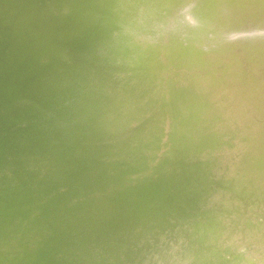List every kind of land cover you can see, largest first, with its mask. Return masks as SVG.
Here are the masks:
<instances>
[{
  "label": "bare ground",
  "instance_id": "1",
  "mask_svg": "<svg viewBox=\"0 0 264 264\" xmlns=\"http://www.w3.org/2000/svg\"><path fill=\"white\" fill-rule=\"evenodd\" d=\"M29 11V12H28ZM24 13V14H23ZM56 15V19L53 21H51L50 19L51 18H53L54 16ZM39 22H43L42 24V27H38L40 30H38V31H40V33H34V32H30V29L29 28H35L36 26H37V24L39 23ZM23 28H25V29H23ZM27 30V31H26ZM36 31V30H35ZM54 31H58L59 32V39H58V44H61V43H63L64 41H65V43H64V48H63V50H58V44L56 43V46H55V44L53 45V44H50V48H48V51H47V54H46V52H45V55H46V57H48L49 56V58H51L50 56L53 54H56V53H58L59 54V52H61V53H63V54H68L69 55V57H77L78 55L80 56L81 55V59H80V67H81V69L79 70L77 67V73L75 72L76 70L75 69H71V67L69 66V64L67 65L68 67H70V69L72 70V71H74L75 72V74L74 75H77L78 77H79V79H77V77L76 76H74L73 75V73H72V71L69 73V71L67 70V72H66V74L67 73H69V76H71V75H73L74 76V78H70L71 80H69V77L67 78L69 81H65L64 79H66L65 77H64V74H65V71H63L64 72V74H62V76H61V78L63 77L64 79V81H65V83H62V84H60V86L58 85V84H56V80L57 79H59L60 77L58 76V74H56L57 72H58V70L60 69V65L58 64V66H56V64H52V65H50V66H46L45 67V65H47L46 64V62L47 61H49L50 59L48 58V59H46L47 61H45V65L43 66V67H41V66H38V64H37V66L36 65H31L30 64V62L33 60V59H36V58H39V57H44V55L42 54V55H39L38 56V54L37 53H35L36 51H33V52H31V53H33V54H31V53H28V54H30V55H28L27 56V59H25L24 61H26V63H24L23 65H21L22 66V68L21 67H18L19 69L18 70H20V73H22L21 75H19L18 74V76H16L15 74H13V65L15 64V63H17L16 64V66L17 65H19L18 63V61L19 60H21L22 59V57H18V58H16V59H14L15 61H17V62H15L14 63V61L12 62L13 64L10 66V65H7V66H3L4 68L1 70L0 69V72H2V74L0 73V76L1 75H4V73L6 74V80H7V78H10V77H12L13 79L11 80V83L9 84H6V85H3V86H7L6 87V89L2 86V85H0V87H3L6 91L4 92V94H0V107H2V106H5V104L3 105L2 103H5V102H7V101H10V100H8V99H11V102H13L12 101V98H16L15 100H14V102H16V100H18V99H20L21 97H25V102H26V97L28 98V97H30V100H31V97L32 96H34L35 97V99H36V97L37 98H44V95H47L45 98H48V100L50 99L51 101V103L55 106V108H60L61 109V106H66L65 108H67L65 111V115H63V116H60V120H59V123H58V125L59 126H61V125H63L64 124V121L66 120H70L68 123L70 124V126L67 128L68 130H67V135H66V139H68L69 137H71V138H73L72 137V135H75V134H78V135H80V134H82L83 133V139L82 140H80L79 142H78V147L76 148L77 149V157L75 158V159H73V160H75V162L74 161H70V163H73V164H76V165H78L79 167H78V169H80V168H83V166H86L87 164L89 165H91L90 167H93L94 166V163H96V162H92V161H94V160H98V166L97 167H100V166H103L104 164H113L114 162H116L117 160H123V162L122 163H124V164H126V163H130L131 161H133L132 160V158L133 157H135L136 155H137V153L138 152H140L141 150H142V144L144 143V141L145 140H147V139H150L151 137H145V138H143V137H141V136H136V137H134L133 139H132V142L131 141H126V142H124V144H120L121 143V141H119L118 143L119 144H117L116 146V148H113V149H111V150H107V147H105V146H107V145H105L104 144V142H105V139H106V136H105V134H104V136H97V135H94L93 133H95V134H98L99 132L97 131V129H99L98 127V125L99 124H101V123H103L102 122V113H101V111L99 110L100 109V101L99 100H101V98H102V95H104V93L106 92V88H111V89H114V93H117L118 94V97H117V101L119 102V103H123L124 101H125V98H127L129 95H130V91H133V90H135L136 89V92H141L142 90H143V86H140V85H148V84H150V87H153V86H155L154 84H153V81L155 80V79H159L160 77H165L166 76V78H167V76H169V75H172L171 74V71L169 72V68L170 69H172L173 70V74H174V71L176 70V71H182V72H192L193 74L191 75V76H194V74H196V73H198L199 71H202V72H205V75H206V77H209L210 76V83H212V84H214L215 82H214V80H216V81H218V82H220L221 80H223L224 79V77H225V74H229V72H231V73H233L234 75H235V80L237 79V78H241V81H242V90H244V89H246L245 87L246 86H248L249 84H254V87L253 88H258V89H260L261 91H262V93L264 94V81H263V78H262V76H264V72H262V71H264V0H0V42L2 41L3 42V44H4V42L5 41H3V39L4 38H6V41L8 40V39H10V41L8 40V42H7V45L6 46H4L3 44H2V42L0 43V58L1 57H3V58H6V54L7 53H9V51H10V48H14L15 47V43H16V45H17V47H18V42H20V40L22 41H24V39H25V42H26V39H29V38H37V37H42V39H45V40H47V41H49L50 40V36H51V34L54 32ZM82 31L83 32H87L88 33V35H86V37H84V36H82V35H85V33L83 34L82 33ZM11 32H13V33H15V35L14 36H12L11 34ZM18 32V33H17ZM37 32V31H36ZM86 33V34H87ZM11 36H10V35ZM36 34V35H35ZM7 35H8V38H7ZM16 38V39H15ZM12 39H15V40H17L16 42L14 41V40H12ZM32 40V39H31ZM30 41V40H29ZM36 41V40H35ZM35 41H33V42H35ZM39 41V40H38ZM14 42V43H13ZM57 42V41H56ZM12 44V46L11 47H7L9 44ZM21 43V42H20ZM53 43V42H52ZM67 43V44H66ZM10 44V45H11ZM49 44V43H48ZM1 45H3V47L1 46ZM20 45V44H19ZM22 45H23V43H22ZM22 45H20V47H22ZM30 45V44H29ZM42 46H43V44H41ZM24 46L26 47V45H25V43H24ZM27 46H28V44H27ZM25 47H23V49L25 48ZM57 47V48H56ZM63 47V46H62ZM12 48V49H13ZM29 48V47H28ZM46 48V47H45ZM16 49V48H15ZM18 49H19V47H18ZM17 50V49H16ZM21 50H22V48H21ZM37 50V49H36ZM39 50V49H38ZM37 50V51H38ZM42 50V49H41ZM12 51V50H11ZM14 51V50H13ZM12 51V52H13ZM20 52V51H19ZM18 52V53H19ZM28 52H29V50H28ZM11 54V53H10ZM10 54H8V56L10 55ZM14 54V53H13ZM16 54V53H15ZM4 55H5V57H4ZM17 56H18V54H16ZM23 55V54H22ZM26 55V54H25ZM13 56V55H12ZM10 57V56H9ZM13 57H15V56H13ZM53 57V56H52ZM68 57V56H67ZM67 57H66V59H67ZM61 58V57H60ZM11 59H13V58H11ZM57 59V58H56ZM58 59H59V56H58ZM64 59V58H63ZM65 59V60H66ZM74 59V58H73ZM60 60V59H59ZM72 60V59H71ZM0 61H1V59H0ZM6 61V60H5ZM9 61V60H8ZM37 60H35L34 61V63L36 62ZM42 61V60H41ZM68 61V60H67ZM78 61V60H77ZM76 61V62H77ZM2 62H3V60H2ZM21 62V61H20ZM50 62V61H49ZM63 62H65L64 60H63ZM70 62V61H69ZM68 62V63H69ZM23 63V62H22ZM33 63V64H34ZM37 63V62H36ZM35 63V64H36ZM54 63V62H53ZM56 63V62H55ZM58 63V62H57ZM67 63V62H66ZM78 63V62H77ZM8 64V63H7ZM9 64H11V63H9ZM40 64V63H39ZM43 63H41V65H42ZM62 64V63H61ZM79 64V63H78ZM5 65H6V62H5ZM19 65V66H20ZM64 65V64H63ZM62 65V66H63ZM70 65H71V63H70ZM77 65V64H76ZM33 68V70H31L30 68ZM68 67L66 68V65H65V67L63 66L62 68H63V70H64V68L65 69H68ZM75 68V67H74ZM255 68H258L259 69V71H261V72H259V75L257 74L256 75V71H255ZM15 69H17L16 67H15ZM14 69V70H15ZM29 69H30V71H29ZM215 69H216V71L218 72V76H216V75H211V74H209V73H213V72H216L215 71ZM220 69V70H219ZM28 70V71H27ZM84 70V71H83ZM17 71V70H16ZM62 71V70H61ZM23 72H25V74L23 73ZM60 72V71H59ZM62 72V73H63ZM18 73V72H17ZM61 73V72H60ZM26 76H24V75ZM56 76H58V77H56L55 78V75ZM71 74V75H70ZM54 76V77H52V79L53 78H55L54 80V86L56 85V87H57V85H58V87H59V89H60V87H61V85H63V84H65L60 90H54V86L52 85V87H50V83H48L49 81L50 82H52L53 83V80L51 81V76ZM86 75H92L93 76V79L95 78V77H97V76H99V77H103L104 78V81H102V83L101 84H99V85H97V84H91V85H88L87 87H86V85L84 86V82L86 83V81H84V79H86L85 78V76ZM248 75H250L251 77H252V79L250 80V79H248ZM256 75V77H254ZM15 76V77H14ZM190 76V77H191ZM215 76V77H214ZM3 77H5V76H3ZM110 77V79H112V80H114V81H116V82H118V83H115V84H113V86L112 87H105V84H106V81L108 80V78ZM91 78V77H90ZM170 78H171V76H170ZM1 79V78H0ZM50 79V80H49ZM66 79V80H67ZM89 79V78H88ZM135 79V80H134ZM49 80V81H48ZM87 80V79H86ZM91 80V79H90ZM249 80V81H248ZM5 81V80H4ZM60 80H58V82H59ZM62 81V80H61ZM60 81V82H61ZM64 81H62V82H64ZM98 81V80H97ZM124 81V82H123ZM88 82H89V80H88ZM95 82V81H94ZM188 82H190V85L193 87V85L194 86H196V87H198L199 89H200V87H199V83H198V80H195L194 81V79L193 78H191L190 80H188ZM90 83V82H89ZM123 83V84H122ZM1 84V83H0ZM111 84V83H110ZM193 84V85H192ZM49 85V86H48ZM117 85H120L121 87H114V86H117ZM134 85H136V88H135V86ZM175 84H169V86H168V88H167V90L166 91H171V93L172 92H174V90H177V91H175V93L176 94H178L179 96H181L182 98H184V99H181L180 101H183L184 103V105L186 106V107H179L177 104H175V103H169V101H164L165 103H162V101H161V103H159V105H158V102H157V104H156V110L153 112V121L154 122H156L157 123V121L156 120H154V119H156V117H157V115H158V113H159V115H164V113L167 111L168 113H170V116H171V126L173 125V123L177 120V119H180V118H183L182 120H183V124H181V125H179V127H180V129H182V130H180L181 132L183 131V133H184V129L186 130L187 129V125L189 124V126H192V124L194 123V120L195 119H198L199 118V116L197 115V113L195 112L196 111V109H194L193 108V105H192V103L190 102V101H188L189 99H186V97H187V93L185 92V89H183V88H176L175 86H174ZM43 86V87H42ZM44 86H46V87H44ZM47 86H48V88H47ZM140 86V87H139ZM167 87V86H166ZM166 87H165V89H166ZM1 91V90H0ZM42 91H44V92H46V91H48V93H50L51 94V96H53V93H55V92H57L58 93V91H59V93L60 94H63V96L64 97H56L55 95H57V94H55L54 95V97H51V96H49L48 94H43V96H42ZM41 94L39 97L37 96V94ZM65 93H69L70 95H68V94H66V96H65ZM60 94L58 95V96H60ZM172 95H173V93H172ZM42 96V97H41ZM33 97V98H34ZM18 98V99H17ZM44 98V101L41 99V102L43 101V103H45V104H47V102H45V100H47V99H45ZM188 98V97H187ZM7 100V101H5V100ZM34 99V100H35ZM22 100V99H21ZM38 101V100H37ZM98 101H99V103H98ZM24 102V101H23ZM49 102V106H50V108H51V103ZM168 102V103H167ZM17 103H19V102H16V104ZM22 103V102H21ZM98 103V105H96ZM2 104V105H1ZM11 104V103H10ZM25 104V106H24V108H26L27 109V105H26V103H24ZM22 105V104H21ZM38 105V104H37ZM39 105H40V103H39ZM43 106H44V104H42ZM47 105V106H48ZM262 105H263V102L262 101H260L259 102V104L257 105V108H261L262 107ZM23 106V105H22ZM27 106V107H26ZM30 106V105H29ZM32 106V105H31ZM34 106H36V105H33V107L32 108H34ZM9 107V106H8ZM13 107V106H12ZM19 107V106H18ZM191 107V108H190ZM14 108L15 109H17V107H15L14 106ZM14 108L12 109V110H14ZM41 108V107H40ZM48 108V107H47ZM63 108V107H62ZM129 108H131L130 106H129ZM198 108H200V107H198ZM4 109V108H3ZM8 109V108H7ZM35 109V108H34ZM34 109H32V111L31 112H29V113H32L33 112V110ZM36 109H38V108H36ZM41 109H43V108H41ZM46 109V108H45ZM45 109H43V112L45 111ZM53 109H54V107H53ZM64 109V108H63ZM6 110V109H5ZM11 110V109H10ZM19 110V109H18ZM29 110V109H28ZM48 110V109H47ZM58 110V109H57ZM9 111V110H8ZM24 111H25V109H24ZM38 111H40V109H38ZM37 111V112H38ZM55 110H53V112H54ZM60 111V110H59ZM2 112H3V110H2ZM7 112V111H6ZM13 111H11V113H12ZM15 112V111H14ZM13 112V113H14ZM34 112H35V110H34ZM47 111H45L44 113H46ZM4 114H5V112H3ZM9 112H7V114H8ZM11 113H9L10 115H12ZM36 113V112H35ZM40 113H41V111H40ZM47 113H51V112H47ZM58 113H60V112H58ZM8 114V115H9ZM21 114V113H20ZM52 114V113H51ZM54 115H55V113H53ZM9 115V116H10ZM25 115H27L26 113H25ZM33 115V114H32ZM45 115V114H44ZM47 115V114H46ZM49 115V114H48ZM48 115H47V117H48ZM1 116H2V114H1ZM29 116V115H28ZM35 116H36V114H35ZM53 116V115H52ZM52 116L50 117L51 119H52ZM192 116H193V118H192ZM5 117V116H4ZM4 117H2L3 118V120H5L4 119ZM41 117H43L42 115H41ZM46 116H44V118H45ZM1 118V117H0ZM6 118H7V115H6ZM10 118V117H9ZM12 118V117H11ZM15 118H16V116H15ZM14 118V119H15ZM24 118H25V116H24ZM29 118V117H28ZM31 118H33V117H31ZM39 118V116L37 115V119ZM20 119V118H19ZM22 119V118H21ZM26 119V118H25ZM30 119V118H29ZM47 119V118H46ZM46 119H44V121L46 120ZM1 120V119H0ZM7 120V119H6ZM16 120H17V122H18V119L16 118ZM31 121H32V119H30ZM58 120V119H57ZM9 121V120H8ZM25 121V120H24ZM30 121V122H31ZM34 121V120H33ZM32 121V122H33ZM36 121V120H35ZM43 121V122H44ZM48 121H50L49 119H48ZM1 122H2V120H1ZM31 122V123H32ZM37 122V121H36ZM57 122V121H56ZM55 122V123H56ZM179 122H181V120L179 121ZM4 123V122H3ZM12 123V122H11ZM27 123V122H26ZM34 123V122H33ZM41 123V122H40ZM54 123V124H55ZM39 124V123H38ZM45 124V123H44ZM178 124V123H177ZM4 125H6V122H5V124ZM15 126H12V128L13 127H16V124H14ZM27 125V124H26ZM32 125V124H31ZM43 125V124H42ZM0 126H1V124H0ZM47 126V124L44 126V127H46ZM49 126V125H48ZM47 126V127H48ZM54 126H56V125H54ZM65 126V125H64ZM177 126V125H176ZM19 127V126H18ZM17 127V128H18ZM262 128H263V130L261 131L262 133L260 134V136H261V139H260V149H261V153H263V156H260V157H263V160H264V126H261ZM6 128V127H5ZM25 128V127H24ZM32 128V127H31ZM42 128H43V126H42ZM22 129V128H21ZM30 129V128H29ZM34 129V128H33ZM48 129V128H47ZM59 129V128H58ZM174 129V128H173ZM7 130V129H6ZM8 130H9V128H8ZM28 130V129H27ZM35 130V132H36V129H34ZM41 129H39V132H40V134H42L43 135V133H41V131H40ZM29 132H31V129L30 130H28ZM53 131H54V129H53ZM64 131V130H63ZM178 131V130H177ZM179 131V132H180ZM6 132V131H5ZM28 132V133H29ZM33 132V131H32ZM46 132V131H45ZM44 132V133H45ZM49 132V131H48ZM107 132H109V129L105 132V133H107ZM2 133H4V131L2 132ZM1 133V134H2ZM8 133H10V132H8ZM34 133V132H33ZM36 133H38V130H37V132ZM59 133H60V131H59ZM59 133H57L56 132V135L57 134H59ZM178 133V132H177ZM177 133H176V135H177ZM186 133V132H185ZM4 134H6V133H4ZM31 134V133H30ZM39 134V133H38ZM46 134V133H45ZM37 135V134H36ZM60 135V134H59ZM153 135V134H152ZM180 135H181V133H180ZM186 134H184V136H185ZM28 136V135H27ZM33 137H34V135H32ZM173 136H174V134H173ZM6 137V136H5ZM11 137V136H10ZM38 137H39V135H38ZM42 137V136H41ZM79 137V136H78ZM81 137V136H80ZM171 137V136H170ZM182 137V136H181ZM19 138V137H18ZM18 138H16V139H18ZM36 138V137H35ZM70 138V139H71ZM156 137H154V139H155ZM179 138H180V136H179ZM178 138V139H179ZM0 139H1V137H0ZM3 139V138H2ZM12 139H14V138H12ZM48 139H50L49 137H48ZM159 139V138H158ZM171 139H172V137H171ZM177 138H176V140H178ZM183 138H181V140H182ZM185 139H187L186 137H185ZM30 140V139H29ZM56 140V139H55ZM69 140V139H68ZM174 140V139H173ZM180 140V139H179ZM178 140V141H179ZM5 141V140H4ZM36 141V140H35ZM45 141V140H44ZM63 141V140H62ZM183 141V140H182ZM157 142V140L155 141V143ZM173 142V141H172ZM184 142V141H183ZM176 143V142H175ZM186 143H188L187 141H186ZM185 143V144H186ZM6 144V143H5ZM73 144H77V143H73ZM91 144H93V145H91ZM152 144V143H151ZM172 144V143H171ZM184 144V145H185ZM10 145V144H9ZM146 145V144H145ZM150 145V144H149ZM153 145V144H152ZM155 145V144H154ZM173 145H176V144H173ZM178 145H179V143H178ZM180 145H182L181 143H180ZM183 145V146H184ZM8 146V145H7ZM32 146V145H31ZM30 146V147H31ZM71 146V145H70ZM148 146V145H147ZM147 146H144V147H147ZM68 147V146H67ZM153 147V146H152ZM157 147H159V146H157ZM175 147V146H174ZM6 149H5V154L7 153V150H9L7 147H5ZM16 148V147H15ZM19 149V148H18ZM39 149V148H38ZM143 149H145V148H143ZM157 149V148H156ZM171 149V148H170ZM172 149H176V148H172ZM251 149V148H250ZM152 150V149H151ZM154 150H155V148H154ZM11 151V150H10ZM17 151V150H16ZM32 151V150H31ZM81 151H83V152H88V153H84V154H80V153H82ZM171 151V150H170ZM175 151H177V150H175ZM178 151H182L181 149L180 150H178ZM178 151H177V155H178ZM251 151H252V155L254 154V157L252 156V159L253 160H251V161H249V164H248V168L249 169H247V171H245V170H241V176L242 175H244L245 173H247L248 175L247 176H245V177H247V178H249V177H255V175L257 176V173H258V171L260 170L261 172H259V175H263L264 176V162L263 163H258L256 160H258L260 157H259V155H256L255 154V151H257V146H255V147H253L252 149H251ZM3 152V153H4ZM12 153V152H11ZM25 153V152H24ZM172 153V152H171ZM174 153H176V152H174ZM183 153V152H182ZM5 154H4V156H5ZM13 154V153H12ZM147 154H148V152H147ZM153 154V153H152ZM167 154V153H166ZM170 154V153H169ZM174 155V154H173ZM176 155V154H175ZM181 155V154H180ZM180 155H178V157L177 158H179L180 157ZM11 156V155H10ZM30 156V155H29ZM60 156V155H59ZM58 156V157H59ZM151 156V155H150ZM171 156V155H170ZM185 156V155H184ZM183 156V157H184ZM22 157V156H21ZM147 157V156H146ZM163 157H167L166 155L165 156H163ZM169 157V156H168ZM10 158V157H9ZM70 158V157H69ZM82 158V159H81ZM144 158V157H143ZM181 158V157H180ZM184 158H186V157H184ZM17 159H18V157H17ZM78 159H81L84 163H86V164H83L82 165V167L79 165V164H77L76 163V161L78 160ZM148 159H149V157H148ZM147 159V160H148ZM173 159V158H172ZM175 159V158H174ZM173 159V160H174ZM15 160H16V157H15ZM26 160V159H25ZM72 160V159H71ZM140 160H142V162L140 161ZM164 160H165V158H164ZM179 160V159H178ZM181 160H183V159H181ZM181 160H179V161H181ZM18 161V160H17ZM16 161V162H17ZM145 161H146V159H145ZM166 161V160H165ZM5 162V161H4ZM21 163L23 162H25V161H20ZM139 162H141L142 163V165L145 163V162H143V159H140L139 158ZM139 162H137V163H139ZM147 162V161H146ZM175 162H177L176 160H175ZM175 162H174V164H175ZM187 162V161H186ZM18 163V162H17ZM133 163H135V162H133ZM167 163V162H166ZM172 163V166L174 165L173 164V162H171ZM181 163V162H180ZM184 163V162H183ZM182 163V164H183ZM16 164V163H15ZM131 164V163H130ZM181 164V165H182ZM187 164V163H186ZM185 164V165H186ZM5 165V164H4ZM14 165V164H13ZM16 165H18V164H16ZM40 165H41V163H40ZM96 165V164H95ZM119 165V164H118ZM133 165V164H132ZM131 165V166H132ZM137 165V164H136ZM140 165V164H139ZM146 165V164H145ZM168 165V164H167ZM166 165V166H167ZM189 165V164H188ZM34 166V165H33ZM36 166V165H35ZM42 166V165H41ZM67 166V165H66ZM75 166V165H74ZM113 166V165H112ZM130 166V165H129ZM161 166V165H160ZM176 167L177 166H179L178 164L177 165H175ZM2 167H3V165H2ZM19 167V166H18ZM68 167V166H67ZM96 166H94V168L91 170L92 172H91V176H93V177H95L96 176V178H97V176L99 175V170H98V168H97ZM116 167V166H115ZM144 167V166H143ZM162 167H164V166H161V168ZM169 167H171L170 165H169ZM181 167V166H180ZM187 167V166H186ZM24 168V167H23ZM61 168V167H60ZM62 168H64V167H62ZM104 168V167H103ZM108 168V167H107ZM128 168V167H127ZM130 168V167H129ZM139 168V167H138ZM138 168H137V171H138ZM141 168V167H140ZM139 168V172H140V170L141 169H143V170H145L144 168H148V167H144V168H141L140 169ZM160 168V170H162ZM187 168H189V167H187ZM26 169V168H25ZM45 169V168H44ZM123 169V168H122ZM135 169V168H134ZM169 169V168H168ZM172 169H173V167H172ZM174 169H175V167H174ZM182 169V168H181ZM180 169V170H181ZM5 170V169H4ZM50 170V169H49ZM48 170V171H49ZM59 170V169H58ZM57 170V171H58ZM70 170V169H69ZM69 170H68V172H69ZM84 170V171H83ZM83 170H74L73 169V176H74V174H76V175H78V174H84V172H87V168L85 167ZM111 170V169H110ZM130 171V173H131V170H132V168L131 169H129ZM149 170V169H148ZM147 170V171H148ZM154 170V169H153ZM156 170V169H155ZM159 170V169H158ZM171 170V169H170ZM180 170H178V171H180ZM184 170V169H183ZM186 170V169H185ZM9 171H10V169H9ZM12 171V170H11ZM47 171V172H48ZM89 171V170H88ZM128 171V170H127ZM146 171V170H145ZM151 171V170H150ZM149 171V173H151ZM165 171V170H164ZM176 171V170H175ZM174 170L172 171V172H175ZM1 172V171H0ZM56 172V171H55ZM138 172V173H139ZM153 172V171H152ZM159 172V171H158ZM170 172V171H169ZM168 172V173H169ZM207 172V171H206ZM1 173H4L3 171L1 172ZM63 173H66V172H63ZM88 173H90V172H88ZM115 173V172H114ZM130 173H124L123 172V178H126V175L128 174V176L130 175ZM135 173H137L136 171H135ZM134 173V175H136ZM142 173H144V171L142 172ZM148 173V174H149ZM166 173V172H165ZM178 172H176L175 174H177ZM184 173H185V171H184ZM47 174V173H46ZM54 174V173H53ZM55 174H57V173H55ZM62 174V173H61ZM126 174V175H125ZM139 174H141V173H139ZM148 174H145V175H148ZM154 174V173H153ZM171 174V173H170ZM169 174V175H170ZM7 175H8V173H7ZM51 175H52V173H51ZM58 175L59 174H57V177H55V175L53 176V177H55L56 179L58 178ZM125 175V176H124ZM131 175H133V174H131ZM152 175V174H151ZM155 175V174H154ZM157 175V174H156ZM155 175V176H156ZM160 175H162V174H159L158 176L160 177ZM165 175V174H164ZM174 175V174H173ZM182 175H184V174H182ZM185 175H186V173H185ZM3 176V175H2ZM33 176V175H32ZM40 176H41V174H40ZM50 176V175H49ZM62 176V175H61ZM90 176V177H91ZM120 176V175H119ZM149 176H150V174H149ZM153 176V175H152ZM179 176V175H178ZM232 176H234V174L232 173V175H231V177ZM237 176H239V175H237ZM241 176H239V178H241ZM34 177H36V176H34ZM34 177H33V179H34ZM39 177V176H38ZM52 177V178H53ZM63 177H65V175L63 174ZM62 177V178H63ZM106 177V176H105ZM117 177H118V175H117ZM130 177L131 176H129V179H130ZM173 177V176H172ZM175 177V176H174ZM17 178V177H16ZM37 178V177H36ZM36 178L34 179L35 180V182L34 183H32V187H31V191H32V188H33V185L35 186V184H37L38 182H36ZM42 178V177H41ZM116 178V177H115ZM119 178V177H118ZM135 178L138 180V178H137V176H135ZM134 178V179H135ZM147 178V177H146ZM146 178H144V179H146ZM166 178V177H165ZM164 178V179H165ZM188 178H190V177H188ZM4 179V178H3ZM19 179H21V177H19ZM32 178H31V180H33ZM39 180H40V177L38 178ZM37 179V180H38ZM78 179H80V177L78 178ZM101 179V175L98 177V181ZM114 179V178H113ZM119 179H121V178H119ZM143 179V178H142ZM149 179V178H148ZM151 179V178H150ZM153 179H154V177H153ZM152 179V180H153ZM156 179V178H155ZM180 179H183L182 177L180 178ZM185 179V178H184ZM42 180V179H41ZM43 180H44V175H43ZM47 180V179H46ZM49 180H50V178H49ZM64 180V179H63ZM69 180V178H67V181ZM94 180V179H93ZM116 180H117V178H116ZM125 180H128V179H125ZM132 180V179H131ZM162 180V179H161ZM170 180V179H169ZM178 180V182H179V178L177 179ZM232 180H233V178H232ZM6 180H4V182H5ZM27 181V180H26ZM70 181H72L71 179H70ZM102 181H104V180H102ZM106 181H107V179H106ZM109 181V180H108ZM113 181H115V179L114 180H112V177H111V180H110V182H109V185H111L110 183L111 182H113ZM121 181H124V180H121ZM135 181V180H134ZM140 181H142V180H140ZM156 181H158V179H156ZM168 181V180H167ZM174 181V180H173ZM173 181H171V182H173ZM189 181L190 180H188V183H189ZM19 182H20V180H19ZM43 182H45V181H43ZM42 182V183H43ZM55 182V184H56V181H54ZM54 182L52 183V184H54ZM66 182V181H65ZM84 182V181H83ZM119 182H120V180H119ZM119 182H117L118 184L117 185H119L120 183ZM137 182V181H136ZM147 182V181H146ZM152 182V181H151ZM155 182V181H154ZM161 181H159V183H160ZM164 182H166V181H164ZM163 182V183H164ZM183 182V181H182ZM182 182L180 183V184H182ZM191 182V181H190ZM15 183V182H14ZM28 183V182H27ZM63 183V182H62ZM67 183V182H66ZM80 183V180H78V183L77 184H79ZM115 183V182H114ZM126 183H128L127 181H126ZM133 183V186H134V182H132ZM132 183H130L131 184V186H132ZM149 183H150V181H149ZM19 184V183H18ZM24 185H25V183H23ZM22 184V185H23ZM31 184V183H30ZM30 184H28V187L30 186ZM54 184V185H55ZM63 184H65V183H63ZM72 184V183H71ZM77 184H72V185H77ZM81 184V183H80ZM79 184V185H80ZM104 184V183H103ZM108 184V183H107ZM123 184V183H122ZM121 184V185H122ZM125 184V183H124ZM139 183H137V185H138ZM144 184V183H143ZM171 184V183H170ZM185 184V183H184ZM9 185V184H8ZM27 185V184H26ZM40 185V184H39ZM43 185V184H42ZM88 185V184H87ZM94 185H95V183H94ZM116 185V184H115ZM114 185V186H115ZM116 185V186H117ZM140 185V184H139ZM145 185H146V183H145ZM144 185V186H145ZM152 185V184H151ZM157 185H158V183H157ZM156 185V187L155 188H159L158 190L160 191L161 189L160 188H164V187H161V185H160V187L159 186H157ZM176 185V184H175ZM174 185V186H175ZM187 185V184H186ZM3 187H4V184L2 185ZM65 186H67V184H65ZM85 186V185H84ZM105 186V185H104ZM103 186V188H105ZM123 186V185H122ZM150 186V185H149ZM148 186V187H149ZM153 186H155L154 184H153ZM162 186H164V185H162ZM167 186V185H166ZM189 186V185H188ZM187 186V187H188ZM190 186H191V184H190ZM225 186H226V184H225ZM13 187V186H12ZM11 187V188H12ZM20 187V186H19ZM23 187V186H22ZM21 187V188H22ZM26 188H27V186H25ZM36 187H38V185L36 186ZM55 187H57V186H55ZM54 187V188H55ZM58 187H60L59 186V183H58ZM64 187V186H63ZM75 187V186H74ZM74 187H72L71 189H73ZM88 187H90V186H88ZM94 187H96V186H94ZM119 187H120V185H119ZM118 186H117V188H119ZM125 187H127V186H125ZM128 187H130V185L128 186ZM127 187V188H128ZM141 189H143L144 187L141 185ZM145 187H147V185L145 186ZM168 187V186H167ZM177 187V186H176ZM185 187V186H184ZM186 187V188H187ZM193 187H194V185H193ZM1 188V187H0ZM7 188V187H6ZM8 188H10V187H8ZM35 188V187H34ZM39 188V190L42 192V190L40 189V186L38 187ZM42 188V187H41ZM44 188V187H43ZM48 188V187H47ZM51 189V191H52V187H50ZM66 188V187H65ZM65 188L63 189L64 191H67V190H65ZM68 188V187H67ZM79 188V187H78ZM77 188V189H78ZM82 188V187H81ZM80 188V189H81ZM97 188H98V185H97ZM96 188V189H97ZM99 188H102V186H99ZM109 188H110V186H109ZM113 188V187H112ZM140 188V187H139ZM138 188V189H139ZM166 188V187H165ZM171 188V187H170ZM174 188V187H173ZM196 188V187H195ZM20 189V188H19ZM18 189V190H19ZM23 189V188H22ZM29 189V188H28ZM36 189V188H35ZM61 189V190H62ZM86 188H84V190H85ZM95 189V190H96ZM129 189V188H128ZM132 189H134V188H132ZM136 189V188H135ZM137 189V190H138ZM154 189V188H153ZM153 189L151 190V192H152V194L151 195H153ZM169 189V188H168ZM176 189V188H175ZM188 189V188H187ZM190 189V188H189ZM210 189H211V187H210ZM242 189H244V187H242L241 188V191H243L244 192V190H242ZM246 189V188H245ZM255 189L257 190V191H260V192H262V193H264V186H262V184H260L258 187H255ZM4 190H5V188H4ZM47 190V189H46ZM50 190H49V192H50ZM54 190V189H53ZM57 190H58V188H57ZM61 190H60V193H61ZM68 190H70V189H68ZM83 190V191H84ZM90 190H92L93 191V189H90ZM106 190V189H105ZM109 190V189H108ZM118 190V189H117ZM117 190H114L115 191V193H114V191H112V190H110V192H113L114 194H116V191ZM145 190V189H144ZM149 191H150V189H148ZM157 190V191H158ZM166 190V189H165ZM195 190V189H194ZM222 190V189H221ZM225 190V189H224ZM231 189H229V191H230ZM250 190V189H249ZM2 191V190H1ZM12 191V189H10V192ZM16 191H17V189H16ZM26 191V190H25ZM29 191V190H28ZM28 191H27V193H25V194H29L28 193ZM34 191V190H33ZM36 191H37V189H36ZM36 191L34 192V194L36 193ZM55 191V190H54ZM79 191V190H78ZM82 191V192H83ZM104 191V190H103ZM131 191H133V190H131ZM149 191H144L145 193L146 192H149ZM156 191V190H155ZM174 191H176V190H174ZM179 191V190H178ZM181 192H183V191H185V190H183L182 191V189L180 190ZM191 191V190H190ZM223 191V190H222ZM226 191V190H225ZM251 191V190H250ZM12 192H14V191H12ZM11 192V193H12ZM20 192V191H19ZM18 192V193H19ZM45 192H47V191H45ZM49 192H47V194L49 193ZM63 192V191H62ZM68 192V191H67ZM75 192V191H74ZM86 192H88V191H86ZM119 192V191H118ZM137 192H141V191H137ZM168 192H169V190H168ZM172 192H173V190H172ZM186 192H187V190H186ZM231 192V191H230ZM229 192V193H230ZM254 192H255V190H254ZM23 193V192H22ZM43 193H44V189H43ZM52 193V192H51ZM55 193V192H54ZM54 193L52 194V195H54ZM56 193H59V192H57L56 191ZM55 193V194H56ZM68 193H71V192H68ZM90 193H91V191H90ZM94 193V192H93ZM105 193V192H104ZM158 193V192H157ZM178 193V192H177ZM195 193H196V191H195ZM197 193H199L198 191H197ZM196 193V194H197ZM201 193H203V192H201ZM223 193V192H222ZM257 193V192H256ZM24 193H23V195H25ZM37 194V193H36ZM46 193H44V194H41V195H45ZM50 194V193H49ZM63 194V193H62ZM65 194V193H64ZM64 194H63V196L61 195V197L60 196H58L59 198H57V200H59V201H63V197H65L64 196ZM75 194V193H74ZM78 194V193H77ZM80 194V193H79ZM83 194V193H82ZM105 194H107V193H105ZM112 194V193H111ZM137 194H139V193H137ZM143 194V193H142ZM155 194V193H154ZM164 194H166L165 193V191H164ZM187 194V193H186ZM205 194V193H204ZM221 194V193H220ZM238 194V193H237ZM240 194V193H239ZM250 194H252V193H250ZM11 195H13V194H11ZM22 194H20L19 196H21ZM23 195H22V197H23ZM30 195V194H29ZM52 195H48L49 197L50 196H52ZM57 195L58 194H56L55 195V197H57ZM60 195V194H59ZM66 195V194H65ZM68 195V194H67ZM66 195V196H67ZM84 195V194H83ZM82 195V197H84ZM87 195V194H86ZM85 195V196H86ZM92 195V194H91ZM91 195H89V196H91ZM94 195V194H93ZM117 195V194H116ZM140 196H141V194H139ZM144 195V194H143ZM150 195V194H149ZM148 195V196H149ZM171 195V194H170ZM169 195V193H168V196H170ZM177 195V194H176ZM175 194H174V196H176ZM195 195V194H194ZM198 195H200V194H198ZM225 195V194H224ZM233 195V194H232ZM232 195H230V196H232ZM234 195L236 196V194L234 193ZM241 195H242V193H241ZM248 195V194H247ZM254 195V194H253ZM15 196V195H14ZM13 196V197H14ZM16 196H18V195H16ZM16 196L14 197L15 198V200H16ZM34 198L37 196H35V195H32ZM74 196V195H73ZM135 196V195H134ZM140 196H139V198H140ZM146 196V195H145ZM157 197L159 196V195H156ZM163 196V195H162ZM166 196H167V194H166ZM165 196V197H166ZM173 196V195H172ZM195 196H197V195H195ZM222 195H220V197H221ZM245 196V195H244ZM21 197V198H22ZM25 198H26V196H24ZM30 198H31V196H29ZM41 196H37V198H40ZM43 197V196H42ZM49 197H47V198H49ZM53 198H54V196H52ZM52 197H50V198H52ZM67 197H69V195L67 196ZM71 198H72V196H70ZM92 197V196H91ZM114 197V196H113ZM138 197V196H137ZM141 197H143V196H141ZM154 197H155V195H154ZM186 197V196H185ZM190 197V196H189ZM202 197H203V195H202ZM224 197V196H223ZM229 197V196H228ZM227 197V198H228ZM237 197V196H236ZM246 197H248V196H246ZM9 198H10V196H9ZM46 198V199H47ZM71 198H70V200H71ZM79 199V196L77 197L76 196V198L75 199ZM85 198V197H84ZM87 198H88V195H87ZM87 198H85V199H87ZM132 198V197H131ZM135 198V197H134ZM149 198H151V196H149ZM153 198V197H152ZM159 198V197H158ZM167 198V197H166ZM166 198H165V200H166ZM191 198V197H190ZM193 198V197H192ZM192 198H191V200H192ZM200 198H201V195H200ZM222 198V197H221ZM225 198H226V196H225ZM244 198V197H243ZM256 198V197H255ZM11 199H12V201L10 200V199H8L9 200V202L10 203H13L14 204V201L15 200H13V198H12V196H11ZM24 198H22V202L24 203V200H23ZM27 199V198H26ZM25 199V200H26ZM42 199V198H41ZM41 199H39V201L37 202L35 199H33V201L32 200H30L31 201V203L33 204V203H35V201L39 204V202H40V200ZM66 199V198H65ZM64 199V200H65ZM81 199V198H80ZM141 199V198H140ZM145 200H147L148 198H144ZM154 199V198H153ZM160 199V198H159ZM159 199H157L158 201H159ZM162 199V198H161ZM160 199V200H161ZM180 200H181V198H179ZM178 199V200H179ZM228 199H230V198H228ZM231 199H233V198H231ZM249 199V198H248ZM19 200L21 201V199H20V197H18V199L16 200V202L18 201L19 202ZM48 200H50V199H48ZM48 200H44V199H42L41 200V202L43 203V201H47V203L49 202ZM54 201H56L55 199H53ZM68 200V199H67ZM128 200V199H127ZM129 200H132V199H129ZM135 200H137V198H135ZM139 200V199H138ZM142 200V199H141ZM140 200V201H141ZM156 200V201H157ZM169 200V199H168ZM167 200V201H168ZM175 200V199H174ZM184 201H185V199H183ZM183 200H182V202H183ZM188 200V199H187ZM224 200V199H223ZM240 200H242V199H240ZM58 201V202H59ZM72 201H74V200H72ZM149 201V200H148ZM151 201V200H150ZM164 201V200H163ZM166 201V202H167ZM197 201H200V200H198L197 199ZM226 201V200H225ZM229 201V200H228ZM227 201V202H228ZM231 201V200H230ZM239 201V200H238ZM246 201H247V199H246ZM22 202L20 203V204H22ZM29 203V201L28 200H26V205L25 206H27V208L29 207V205H27L28 203ZM50 202H52V201H50ZM67 202H69V200L67 201ZM75 202V201H74ZM79 201H77V202H75L76 203V205H77V203H78ZM127 202V201H126ZM135 202H137V201H135ZM135 202L134 203H132V204H135ZM161 202V201H160ZM173 202V201H172ZM201 202V201H200ZM204 202V201H203ZM241 202V201H240ZM244 203H245V201H243ZM259 202V201H258ZM261 202H262V200H261ZM62 203H64V201L62 202ZM65 203H66V201H65ZM74 203V204H75ZM83 203V202H82ZM129 203V202H128ZM143 203V202H142ZM146 203H148L147 201H145V204ZM167 203H171V202H167ZM167 203H166V205H167ZM185 203H186V201H185ZM191 203V202H190ZM199 203V202H198ZM225 203V202H224ZM231 203V202H230ZM263 203H264V198H263ZM16 204V203H15ZM30 204V203H29ZM30 205L31 206V208H32V206H34V205ZM41 204V203H40ZM39 204V205H40ZM54 204H56V203H54L53 202V206H52V208L50 209L49 207H51V206H47L48 208H49V210H46V209H40V210H44L43 211V214H42V217L39 219L35 214H34V216H35V218L37 217V219H39V221L38 220H36V219H34L33 218V220H36L37 222H36V224L37 225H40V224H38L39 222L42 224V227L40 226V228H42L41 230H43V227L48 231V233H55V235H58V236H60V237H62L61 236V231H63V227H69V225L71 226L70 227V230H72L71 232L73 233V232H77V234H79L78 232V228H76L77 226H79V225H81L82 224V222L84 223V218H85V216L84 215H81V213H80V215L78 216V215H75L76 217H74V216H69L68 214L67 215H61V214H63V213H65L67 210H64L65 212H63V213H61V211H60V215L59 214H56L57 212L59 213V211L56 209V207H59L58 205H54ZM57 204H59V203H57ZM68 205H70L71 204V202H70V204L69 203H67ZM66 204V206H68ZM78 204H81L80 202L78 203ZM137 204V203H136ZM135 204V205H136ZM139 204V203H138ZM144 204V203H143ZM153 204H156V202L155 203H153ZM160 204H163V203H160ZM193 204V203H192ZM200 204H202V203H200ZM229 204V203H228ZM232 204V203H231ZM236 204V203H235ZM257 204V203H256ZM259 204V203H258ZM257 204V205H258ZM262 204V203H261ZM42 205V204H41ZM41 205H40V207H41ZM62 205L63 204H61V206H60V208H62ZM125 205H128L127 203L125 204ZM130 205V204H129ZM128 205V206H129ZM166 205H165V207H166ZM171 205V204H170ZM179 205V204H178ZM186 205H189V204H187L186 203ZM185 205V206H186ZM209 205H212V204H209ZM215 205L216 204H214V207H215ZM225 205V204H224ZM237 205V204H236ZM241 205V204H240ZM245 205H247V204H245ZM251 205V204H250ZM260 205V204H259ZM16 206V205H15ZM14 206V207H15ZM17 206H19V204L17 205ZM16 206V207H17ZM21 207H23L22 205H20ZM36 206H37V204H36ZM36 206H34V209H36L35 207ZM44 206V205H43ZM66 206H63V207H66ZM82 206V205H81ZM100 206H101V204H100ZM99 206V207H100ZM104 206V205H103ZM128 206H126V208H124L123 207V205L121 206V207H123V210H125V209H127L128 208ZM134 206V205H133ZM140 206H141V204H140ZM143 206V205H142ZM141 206V207H142ZM144 206H146V205H144ZM143 206V207H144ZM154 206V205H153ZM172 206H173V204H172ZM192 206H195V204L194 205H192ZM199 206V205H198ZM202 206H203V204H202ZM221 206V205H220ZM232 206V205H231ZM263 206V205H262ZM15 207V208H16ZM38 207V206H37ZM69 207H72L71 205L69 206ZM75 207V206H74ZM78 207L79 208H83V207H80L79 205H78ZM77 206L75 207V208H78ZM98 207V208H99ZM105 207V206H104ZM132 207V206H131ZM136 207V206H135ZM134 207V208H135ZM156 207V206H155ZM158 207H159V205H158ZM163 207V206H162ZM164 207V208H165ZM169 207V206H168ZM180 207V206H179ZM190 207V206H189ZM196 207V206H195ZM205 207H208L207 205L205 206ZM212 207H213V205H212ZM224 207V206H223ZM230 207V206H229ZM234 207V206H233ZM245 207V206H244ZM255 207H256V205H255ZM20 207H18V209H19ZM45 208V207H44ZM47 208V209H48ZM68 208V207H67ZM67 208H65V209H67ZM73 208V207H72ZM102 208V207H101ZM146 208H148L147 206H146ZM146 208H144V209H146ZM149 208H151V207H149ZM167 208V207H166ZM174 208L175 207H173L172 209L174 210ZM185 208V207H184ZM191 208V207H190ZM190 208H188V209H190ZM197 208H199V207H197ZM196 208V209H197ZM236 208H237V206H236ZM18 209H16L17 211H18ZM20 209H23V208H20ZM25 209V208H24ZM22 210L23 211V214L27 211V209H26V211L25 210ZM39 209V208H38ZM36 210V211H39V214H38V212H36L35 210H34V213L36 212L37 213V215H41L40 214V212L42 213V211H40V210ZM63 209V208H62ZM119 209H120V211H122V209L119 207ZM137 209H139V206L137 207ZM143 208H142V210H144ZM159 209V208H158ZM158 209H157V212H158ZM170 209V208H169ZM181 209H182V206H181ZM181 209L179 210V211H181ZM208 209V208H207ZM217 208L215 207V210H216ZM219 209V208H218ZM227 209V208H226ZM238 209V208H237ZM236 209V210H237ZM246 209V208H245ZM30 210H32V209H30ZM29 210V211H30ZM46 210V211H45ZM57 210V212H55ZM69 210V209H68ZM71 210V209H70ZM74 210V209H73ZM80 210V209H79ZM84 210V211H83ZM96 209H93V211H95ZM98 210V209H97ZM102 210V209H101ZM127 210H129V208L127 209ZM148 209H146V211H147ZM156 210V209H155ZM184 211H185V209H183ZM191 211L190 212H192V209H190ZM198 211H200L201 210V208H200V210L199 209H197ZM197 210H193V212L195 211V213H196V211ZM202 210H203V208H202ZM229 210H230V208H229ZM233 210H235V208L233 209ZM242 210H244V208L242 209ZM241 210V212L243 213V211ZM251 210V209H250ZM14 211V210H13ZM21 211V210H20ZM21 211V212H22ZM25 211V212H24ZM29 211H28V216L30 215L29 214ZM81 211H83V213H85V209H81ZM80 211V212H81ZM103 211H104V208H103ZM102 211V212H103ZM115 211H117V209L115 210ZM114 211V212H115ZM119 211V210H118ZM118 211L116 212V213H118ZM130 211V210H129ZM149 211V210H148ZM154 211V210H153ZM153 211H152V213H153ZM172 211V210H171ZM170 211V212H171ZM176 211H178V209H176ZM206 211V215H207V210H205ZM210 211H212V210H210ZM218 211V210H217ZM227 211H228V209H227ZM230 211H232V210H230ZM238 211L239 210H237V213H238ZM246 211V210H245ZM254 211V210H253ZM21 212L19 213V212H17L18 214H21ZM30 212H32L31 213V217L30 218H32V217H34L33 216V211H30ZM70 212H72V211H70ZM75 212V211H74ZM76 212H77V210H76ZM96 212V211H95ZM99 212H100V208H99ZM98 212V213H99ZM124 212H128V211H124ZM124 212H122V213H124ZM135 212V211H134ZM138 211H136L135 213H137ZM140 212V211H139ZM139 212H138V215H139ZM142 212V211H141ZM140 212V213H141ZM159 212H160V210H159ZM182 212V211H181ZM187 212V211H186ZM220 212V211H219ZM17 213H15V214H13V215H15V218L13 219V217H9V216H11V214H4L3 215V213H1L2 215V217L0 216V223H2L3 222V220H5V221H7V227L6 228H3V233H2V231H1V233H2V236L0 237V239H1V241H3L1 244H3V243H6L7 244V241L9 242V238H11L12 236H13V234L14 233H16L15 231H19L20 229V227L18 228V221L20 220V221H22L21 220V216H19V218H16V217H18V216H16V214ZM27 213V212H26ZM78 213H79V211H78ZM82 213V214H83ZM90 213H92L91 211L89 212V214H88V210H87V214L88 215H92V214H90ZM120 214V217H119V219L122 217V215L123 214ZM146 213V212H145ZM144 213V214H145ZM155 213V212H154ZM163 213H164V211H163ZM189 213V212H188ZM205 213V212H204ZM214 213H215V211H214ZM226 213V212H225ZM228 213V212H227ZM234 213V212H233ZM250 213H251V211H250ZM264 213V212H263ZM17 214V215H18ZM22 214V216H24ZM73 214V213H72ZM94 214V213H93ZM96 214H97V212H96ZM95 214V215H96ZM101 214V212L99 213V215ZM125 214V213H124ZM141 214H143V213H141ZM143 214V215H144ZM148 214V213H147ZM156 214H158V213H156ZM174 214V213H173ZM173 214H171V215H173ZM176 214V213H175ZM180 214V213H179ZM203 214V213H202ZM208 214H209V212H208ZM211 214V213H210ZM209 214V215H210ZM232 214V213H231ZM247 214V213H246ZM26 215V214H25ZM98 214H97V216H99ZM127 214H125V215H123V218H124V216H126ZM135 216H136V214H134ZM151 215H153V214H151ZM162 215V214H161ZM167 215H168V213H167ZM170 215V216H171ZM194 215V214H193ZM192 215V216H193ZM199 215V214H198ZM208 215V216H209ZM223 215V214H222ZM228 215V214H227ZM239 215H242V214H239ZM264 215V214H263ZM118 216V215H117ZM132 216V215H131ZM140 216L141 215H139V217L138 218H140ZM149 218H151L150 217V213H149ZM147 216V217H148ZM163 216V215H162ZM176 216V215H175ZM183 216H185V214L183 215ZM187 216H188V214H187ZM191 216V213H190V217H192ZM196 216V215H195ZM195 216H193V218H192V220L194 219V217ZM224 216H225V214H224ZM231 216V215H230ZM243 216H245V213H243ZM243 216H241L242 218H243ZM262 216V215H261ZM261 216L260 217H258V219L259 218H261ZM24 217H26V216H24ZM92 217H93V215H92ZM99 217H101V215L99 216ZM112 217H113V215H112ZM128 217V216H127ZM127 217H125V218H127ZM154 217H155V215L153 216V219H154ZM160 217V216H159ZM164 218H166V216H163ZM173 217V216H172ZM181 217V216H180ZM200 217V216H199ZM202 217V216H201ZM205 217V216H204ZM210 217V216H209ZM218 217V216H217ZM226 217H229V216H226ZM234 217H236V216H234ZM241 217H239V218H241ZM87 218V217H86ZM90 218V217H89ZM88 218V219H89ZM111 218V217H110ZM115 218V217H114ZM124 218V221H125V223H126V219ZM138 218H136V219H138ZM144 218V217H143ZM158 218V217H157ZM168 219H169V217H167ZM175 218V217H174ZM176 218H179V217H176ZM186 218H188L189 219V217H186ZM186 218H185V220H186ZM203 218V217H202ZM202 218H200V219H197V220H204L205 221V219H202ZM225 218V217H224ZM237 218V217H236ZM235 218V219H236ZM238 218V219H239ZM262 218H264V217H262ZM27 219V218H26ZM25 219V220H26ZM29 219V218H28ZM95 219H98V218H96V216H95ZM119 219H116L115 218V220H117L119 223H121L120 221H121V219H120V221H119ZM129 219H130V217H129ZM132 219H133V217H132ZM135 219V218H134ZM134 219L132 220V221H134ZM135 219V220H136ZM145 219H146V217H145ZM145 219H144V221H145ZM173 219V218H172ZM171 219V220H172ZM207 219H209V218H207ZM217 219V218H216ZM220 220H222L221 218H219ZM225 219H227V218H225ZM225 219H223V220H225ZM228 219H230L231 220V218H228ZM233 219V218H232ZM234 219V220H235ZM33 220H31V219H29L28 220V227L32 224V227L34 226V225H36L35 224V222L33 221ZM110 220V219H109ZM112 220H114V219H112ZM111 220V221H112ZM127 220H128V218H127ZM140 220V219H139ZM146 220H148V219H146ZM155 220V219H154ZM153 220V221H154ZM157 221H158V219H156ZM159 220H160V218H159ZM164 220H167V219H164ZM164 220H161V221H163V222H166V221H164ZM170 220V219H169ZM170 220V221H171ZM176 220V219H175ZM191 220V219H190ZM197 220H195V222L197 221ZM263 220V219H262ZM261 220V221H262ZM29 221H30V224H29ZM32 221H33V223H32ZM89 221H93V219L92 220H89ZM94 221H96V220H94ZM123 221V220H122ZM131 221V220H130ZM142 221V219L140 220V222ZM184 221V220H183ZM203 221V222H204ZM209 221V220H208ZM237 221V220H236ZM16 222V223H15ZM23 222H26V221H24V219H23V221H22V225L21 226H23ZM86 222H88V220L86 221ZM140 222H138V223H140ZM152 222V221H151ZM155 222V221H154ZM169 222V221H168ZM177 222V221H176ZM201 222V221H200ZM206 223H207V221H205ZM211 222V221H210ZM225 222V221H224ZM232 222V221H231ZM238 223H240V219L237 221ZM236 222V223H237ZM94 223V222H93ZM112 223H114V222H112ZM111 223V224H112ZM127 223H128V221H127ZM129 223H131V222H129ZM134 223V222H133ZM136 223V222H135ZM137 223V224H138ZM148 223V222H147ZM157 223V222H156ZM159 223V222H158ZM171 223L172 222H170L168 225H170L171 226ZM180 223V222H179ZM188 223H189V221H188ZM194 223V222H193ZM216 223V222H215ZM226 223V222H225ZM227 223H229V222H227ZM226 223V224H227ZM234 223H235V221H234ZM233 223V224H234ZM259 223H260V221H259ZM5 224V223H4ZM26 224V223H25ZM88 224V223H87ZM123 224V223H122ZM122 224H120V225H122ZM136 224V225H137ZM141 225L143 224V222L142 223H140ZM152 224H153V222H152ZM151 224V225H152ZM165 224V223H164ZM183 224V223H182ZM185 224V223H184ZM189 224H192V223H189ZM188 224V225H189ZM198 224H200V223H198ZM201 224H202V222H201ZM204 224V223H203ZM207 224H209V222L207 223ZM213 224V223H212ZM230 224H232V223H230ZM256 224V223H255ZM0 225H3V223L2 224H0ZM36 225V226H37ZM67 225V226H66ZM84 225H86V223L84 224ZM115 225V227L116 228H119V227H117V224L115 223L114 224ZM114 225H109V226H114ZM119 225V224H118ZM124 225V224H123ZM131 225V224H130ZM129 225V227H131ZM139 225V224H138ZM148 225V224H147ZM156 225V224H155ZM173 225H175V222H174V224ZM194 225V224H193ZM197 225V224H196ZM214 225H216V224H214ZM222 225L223 226H226L227 227V225L230 227V225L229 224H227V225H225V224H223V222H222ZM221 225V226H222ZM261 225H262V223H261ZM19 226H20V223H19ZM25 226V225H24ZM21 227L22 229L21 230H24V231H28V230H25L26 228L25 227H27V226H25V227ZM83 226V225H82ZM106 226H108V224L106 225ZM106 226H105V228H106ZM125 226V225H124ZM132 226H134V225H132ZM143 226H144V224H143ZM150 226V225H149ZM154 226V225H153ZM158 226H161L160 228H163V226H162V222H161V225H158ZM157 225H156V227H158ZM165 226V225H164ZM177 226H178V222H177ZM183 226L184 225H182V228H183ZM209 226L210 227H212V225H210L209 224ZM209 226H207V227H209ZM217 226H219V225H217ZM256 226V225H255ZM81 227V226H80ZM126 227V226H125ZM155 227V226H154ZM166 227V226H165ZM164 227V228H165ZM171 227H173V226H171ZM184 227H186V225L184 226ZM195 226H193V228H194ZM203 227V226H202ZM25 228V229H24ZM39 228V229H40ZM74 228H76L75 230H74ZM108 228L109 227H107V232H110V231H108ZM121 229H122V227H120ZM120 228H119V230H120ZM132 229H133V227H131ZM135 228V227H134ZM138 229H139V226L137 227ZM136 228V229H137ZM146 228V227H145ZM151 228L152 227H150V230H151ZM163 228V229H164ZM167 228V227H166ZM174 228H176V226L174 227ZM187 228V227H186ZM191 228V227H190ZM189 228V229H190ZM192 228V229H193ZM196 228H198V226H196ZM206 228V227H205ZM255 227H253L252 228V230L254 229ZM257 228H259V224H258V227ZM256 228V229H257ZM260 228H262V227H260ZM19 229V230H18ZM30 229L32 230V228L30 227ZM37 229V228H36ZM36 229H33V231H34V233L36 232L35 230ZM39 229H37V231L39 230ZM45 229H44V232L43 233H47V231H45ZM83 229V228H82ZM85 229V228H84ZM111 229H112V227H111ZM124 229V228H123ZM126 229L127 228H125L124 230H125V232L124 233H127V231H126ZM135 229V230H136ZM141 229H144V228H141ZM146 229H148V228H146ZM155 228H153V230H154ZM158 229V228H157ZM168 229V228H167ZM171 229V228H170ZM200 229H201V227H200ZM227 229H228V227H227ZM30 230V231H31ZM69 230V231H70ZM81 230V229H80ZM113 230H115V231H117V229H114L113 228ZM118 230V231H119ZM123 230V231H124ZM129 230V229H128ZM162 230V229H161ZM161 230H159V231H161ZM164 230H166V229H164ZM162 231V232H164L163 234H165V232H167V231ZM174 230H176V229H174ZM180 230V229H179ZM184 230H185V228H184ZM195 230V229H194ZM203 230V229H202ZM201 230V231H202ZM69 231H66V228H64V232L66 233V232H69ZM84 231V233H86V231L85 230H83ZM117 231V232H118ZM120 231H122V230H120ZM122 231V232H123ZM130 232H131V229L129 230ZM149 231V230H148ZM169 231V230H168ZM171 231V230H170ZM188 231V230H187ZM189 231H191V230H189ZM193 231V230H192ZM23 232V231H22ZM39 232V231H38ZM38 232H36L35 234L36 235H34V233L32 232V234H33V237L34 236H38V237H40V240H43L44 239V241L45 240H47L48 241V239L50 240V238H48L47 236V238H44V236H43V239H41L42 237L40 236L41 235V233L39 234ZM42 232V231H41ZM113 233H114V231H112ZM117 232L115 233V234H117ZM129 232V234H132V232H133V230H132V232L130 233ZM136 231H134V233H135ZM150 232V231H149ZM154 232V231H153ZM152 232V233H153ZM172 232V231H171ZM203 232V231H202ZM202 232H200V233H202ZM205 232V231H204ZM213 232V231H212ZM30 233V232H29ZM37 233L39 234V235H37ZM47 233V234H48ZM58 233V234H57ZM63 233V232H62ZM119 233V232H118ZM123 233V234H124ZM137 233H139V232H137ZM136 233V235H138ZM141 233H143L142 231H141ZM144 233H146V232H144ZM143 233V234H144ZM155 233V232H154ZM153 233V234H154ZM158 233V232H157ZM157 233H155V236H157L156 234ZM161 233V232H160ZM176 233V232H175ZM211 233V232H210ZM22 234V233H21ZM25 234H27V232H25ZM32 234H31V236H32ZM48 235V236H52L53 237V235ZM66 234H68V233H66ZM69 234H71L70 232H69ZM75 233H73V235H74ZM80 234H81V231H80ZM80 234L79 235H77V236H79L80 237ZM107 234H108V236H109V238L110 237H113V234L112 233H110L111 234V236L109 235V233H106V236H107ZM120 234H122L121 232L119 233V236L118 237H121L120 236ZM129 234H128V237H127V235L125 234V237H124V235H123V238H121L120 240H122L123 239V241L125 242V239H127V238H130L129 237ZM146 234H148V233H146ZM145 234V235H146ZM150 234V233H149ZM162 234V233H161ZM182 234V233H181ZM180 233H179V235H181ZM187 234V233H186ZM192 234V233H191ZM196 233H194V235H195ZM199 234V233H198ZM202 234H204V233H202ZM1 235V234H0ZM14 235H18L17 233L16 234H14ZM54 235V236H55ZM63 235V234H62ZM82 235H83V232H82ZM81 235V236H82ZM140 235V234H139ZM151 235V234H150ZM150 235H148L149 236V238H151L150 237ZM166 235V234H165ZM178 235V236H179ZM183 235H185V234H183ZM183 235H181V236H183ZM208 235V234H207ZM20 237H21V235H19ZM18 236V238H16V240H20V237ZM22 236H23V234H22ZM25 237H27L26 235H24ZM23 236V237H24ZM29 236H30V234H29ZM28 236V239H29V244H30V238H31V236L29 237ZM64 236H65V234H64ZM66 236H68V235H66ZM76 236V235H75ZM75 236H72L71 235V237H69V238H74ZM106 236H104L105 238H106ZM117 236V235H116ZM134 236H135V234H134ZM141 237H143L142 235H140ZM152 236H154V235H152ZM172 236V235H171ZM170 236V237H171ZM175 239L177 238V235L175 234ZM186 236V235H185ZM192 236V235H191ZM195 236H198L197 234L195 235ZM200 236V235H199ZM204 236V235H203ZM16 237V236H15ZM37 237V238H38ZM51 237V238H52ZM57 237V236H56ZM127 237V238H126ZM132 237V236H131ZM141 237H140V239H141ZM159 237V234H158V236H157V238ZM170 237H169V239H170ZM12 238H14V236L12 237ZM11 238V239H12ZM36 238V239H37ZM69 238H67L66 240L67 241H69L68 239ZM78 238V237H77ZM113 238H117V237H115V235H114V237ZM112 238V239H113ZM125 238V239H124ZM139 238V237H138ZM154 238V237H153ZM164 239V238H166V237H164V236H162L161 237V239ZM173 238H174V236H173ZM187 238V237H186ZM194 238V237H193ZM28 239H25V240H28ZM31 239H34L33 241H32V243L31 244H34V246H36V248L35 247H32V245H30V247H32V248H35V249H38L37 248V246H39V243L38 244H36L37 242V240L35 239V237L34 238H31ZM39 239V238H38ZM54 238H52V240H53ZM57 239H59V238H57ZM56 239V240H57ZM63 239V238H62ZM74 239H76V237L74 238ZM111 239V240H112ZM135 239H136V237H135ZM140 239H136V240H139L140 241ZM146 239H148V238H146ZM158 239H160V238H158ZM157 239V240H158ZM167 239L168 238H166V241H167ZM171 239H172V237H171ZM188 239V238H187ZM186 239V240H187ZM195 239V238H194ZM262 239V238H261ZM264 239V238H263ZM13 240V239H12ZM16 240H13V243L12 242H10V243H8L7 245H12L11 247L12 248H10L11 249V251H14V250H12L14 247H13V244L14 243H16V242H14V241H16ZM36 240V241H35ZM60 240V239H59ZM65 239H63V241H64ZM71 240V239H70ZM78 240V239H77ZM103 240V239H102ZM133 239L131 238V240H126V241H132ZM136 240H134L135 242H136ZM142 240V239H141ZM151 240H153V241H155L154 239H151ZM185 240V239H184ZM185 240V241H186ZM191 240H193V239H191ZM191 240L189 241L188 240V242H189V244H190V242H191ZM203 240V239H202ZM201 240V241H202ZM258 240V239H257ZM11 241V240H10ZM22 241H23V239H22ZM21 240L20 241H18L19 243L20 242H22ZM35 241V243H33ZM74 241H76V240H74ZM106 241V240H105ZM114 241H115V239H114ZM116 241H118V238H117V240ZM116 241H115V243H116ZM144 241H145V239H144ZM149 241V240H148ZM170 241V240H169ZM169 241H167V243L169 242ZM194 241V240H193ZM195 241H196V239H195ZM194 241V242H195ZM262 242H264V240H261ZM17 242V245L19 244ZM39 242V241H38ZM50 242H51V244L53 243L51 240H50ZM65 242V241H64ZM71 242H73V241H71ZM124 242H121V243H123L124 244ZM135 242H133L132 241V243H135ZM151 242V241H150ZM149 242V243H150ZM175 242H176V240H175ZM200 241H198V243H199ZM203 242V241H202ZM256 242V241H255ZM262 242H260L261 244H262ZM23 243H26L25 245H29V244H27V242H22V244ZM41 243H43V242H41ZM46 244H47V242H45ZM49 243V242H48ZM56 243V242H55ZM92 242H89L87 245L89 246L90 244H91ZM102 243H104L105 244V242H102ZM107 243H110V241L109 242H106V244ZM115 243H113V245L115 244ZM120 243V242H119ZM120 243V244H121ZM127 243V242H126ZM125 243V246L127 245L128 246V244L129 243H127L126 244ZM137 243V242H136ZM138 243H143V242H138ZM146 244L144 245L145 247H146V245L148 246V244L149 243H147V242H145ZM155 243V242H154ZM158 243V242H157ZM159 243H161L160 245H162V243L163 242H159ZM166 243V244H167ZM178 243V242H177ZM177 243H175V244H177ZM184 243H186V242H184ZM196 243V242H195ZM204 243V242H203ZM0 244V245H1ZM6 244H4V245H6ZM22 244H20L21 246H22ZM36 244V245H35ZM46 244H44V246H46ZM51 244H49V245H51ZM57 244H58V240H57ZM56 244V245H57ZM93 244L95 245V243L93 242ZM111 244V243H110ZM120 244H119V246H120ZM151 244H153V242H151ZM151 244H150V246H151ZM174 244V243H173ZM175 244H174V246H175ZM181 244V243H180ZM189 244H188V246H189ZM193 244V243H192ZM191 244V245H192ZM256 244V243H255ZM264 244V243H263ZM6 245V246H7ZM15 246H16V244H14ZM48 245V244H47ZM92 245V244H91ZM112 245V244H111ZM122 245V244H121ZM131 245V248H132V244H130ZM130 245H129V247H130ZM135 245V244H134ZM136 245H138V244H136ZM163 245H165V244H163ZM178 245H179V243H178ZM178 245H176V246H178ZM193 245H195V244H193ZM200 245H201V243H200ZM199 244L197 245V247H199L200 246ZM203 245V244H202ZM201 245V246H202ZM24 246V245H23ZM43 246V247H44ZM88 246H86V248L88 247ZM93 246V245H92ZM100 246V245H99ZM103 246V245H102ZM105 247H106V245H104ZM104 246H103V248H101V246L100 247H98V249H97V247H96V249L97 250H99V248L100 249H104ZM108 246H109V244H108ZM114 246H117V244L116 245H114ZM124 246V245H123ZM123 246H121L122 248H123ZM139 246V245H138ZM137 246V247H138ZM140 246L142 247V244H140ZM152 246H155V244H153ZM152 246H151V248H152ZM156 246H158L157 244H156ZM155 246V247H156ZM166 246H168V245H166ZM166 246H162V247H166ZM183 246V245H182ZM182 246H179V247H181L180 249H179V251H183V250H185V252L186 251H188V250H186V249H188V248H185V247H182ZM185 246V245H184ZM186 246H187V243H186ZM257 246V245H256ZM258 246H260V245H258ZM9 247V246H8ZM16 247H18V246H16ZM15 247V249H16V251H17V248ZM29 246H27L26 247V249H29L28 248ZM40 247V246H39ZM51 247V246H50ZM49 247V248H50ZM54 246H52V248H53ZM58 247V246H57ZM90 247V246H89ZM110 248H112L113 249V247L112 246H109ZM128 247V248H129ZM154 247V248H155ZM168 247H170V246H168ZM172 247H173V245H172ZM192 247V246H191ZM1 248V247H0ZM19 248H20V246H19ZM25 247H23V249H24ZM54 248H56V247H54ZM85 248V250L87 251V249ZM92 248H94V251L96 252V250H95V246L94 247H92ZM124 248H127V247H124ZM123 248V250H125ZM133 248L134 249H136L135 248V246H133ZM143 248V247H142ZM142 248H140V251L141 250H144V249H142ZM150 248V247H149ZM148 248V249H149ZM154 248H153V250H154ZM196 248V247H195ZM252 248V250H253V246L251 247ZM259 248V247H258ZM22 249V247L20 248V249H18V251L19 250H21V251H19L20 253H21V255H22V253L24 254V252H25V254H26V251H22L23 250ZM35 249H33V250H35ZM41 249V248H40ZM40 249H38V250H40ZM114 249H116V248H114ZM118 249V248H117ZM133 249V250H134ZM138 249V248H137ZM136 249V250H137ZM146 249H147V247H146ZM146 249H145V251H146ZM148 249H147V252H148ZM166 249V248H165ZM171 249V248H170ZM176 249V248H175ZM189 249H190V247H189ZM192 249V248H191ZM197 249V248H196ZM195 249V250H196ZM227 249V248H226ZM231 249V248H230ZM25 250V249H24ZM29 250H31V248L29 249ZM57 250V249H56ZM55 250V251H56ZM64 250V249H63ZM72 250V249H71ZM85 250H84V252H85ZM90 250V249H89ZM88 250V251H89ZM121 250V249H120ZM119 250V251H120ZM122 250V251H123ZM127 250V249H126ZM131 250V249H130ZM129 249L127 250L128 252L130 251ZM152 250V249H151ZM159 250V249H158ZM194 250V246H193V249H192V251ZM225 250V249H224ZM248 250V249H247ZM246 250V251H247ZM249 250H250V248H249ZM248 250V252H250ZM32 251V250H31ZM41 251V250H40ZM55 251H52V253H55ZM58 251V250H57ZM56 251V252H57ZM61 251V250H60ZM60 251H58V252H60ZM76 251V250H75ZM80 251H82V250H80ZM93 251V250H92ZM101 251V250H100ZM103 251V250H102ZM105 251L107 252V247H106V250H104V252H103V254H104V257H105V254H107V256H108V254L109 253H105ZM111 250H109L108 252H110ZM114 251V250H113ZM112 251V252H113ZM116 251V250H115ZM114 251V252H115ZM121 251V252H122ZM138 251V250H137ZM139 251V252H140ZM163 251H164V249H163ZM171 251H172V249L170 250V252L169 253H171ZM191 251V250H190ZM197 251H198V249H197ZM233 251V250H232ZM235 251V250H234ZM233 251V252H234ZM256 251H258V250H256ZM15 252V251H14ZM30 252V251H29ZM28 252V253H29ZM38 252V251H37ZM44 252V251H43ZM43 252H41V253H43ZM57 252V253H58ZM63 252V251H62ZM62 252H61V254H62ZM68 252H69V249H68ZM68 252H67V254H68ZM72 252H74V251H72ZM78 252H79V250H78ZM84 252H79V253H77V254H83L84 255ZM91 254H92V252L91 251H89ZM88 252V253H89ZM99 252V251H98ZM96 253V254H101V252H99V253ZM112 252L109 254V255H111V257H112ZM118 252V251H117ZM121 252H120V254H121ZM125 252V251H124ZM123 252V253H124ZM127 252V253H128ZM138 252V253H139ZM150 252V251H149ZM154 252H155V250H154ZM158 252H160L161 254H162V251H158ZM165 252V251H164ZM167 252H168V249H167V251H166V254H167ZM174 252H176V251H174ZM184 252V253H185ZM194 252V251H193ZM192 252V253H193ZM222 252H223V250H222ZM229 252V251H228ZM262 252H264L263 250L261 251H259L258 253H255L254 255H251V254H249V253H247V254H245L244 256H242V257H245L246 258V260L248 259V260H251V259H253L254 258V256L255 255H257V254H260V253H262ZM33 253V252H32ZM34 253H36V250H35V252ZM33 253V254H34ZM39 253V252H38ZM38 253H36V254H38ZM47 253V255L48 254H51V252L50 253H48V252H46ZM65 253H66V250H65ZM71 253V252H70ZM70 253H69V255H70ZM86 253V252H85ZM119 253V252H118ZM126 253V252H125ZM127 253H126V255H127ZM131 253H132V250H131ZM135 252H133L132 254H134ZM152 253V252H151ZM156 253V252H155ZM160 253H159V255H160ZM179 253V252H178ZM183 253V252H182ZM199 253H202V252H199ZM199 253H197V254H199ZM204 253H206V252H204ZM203 253V254H204ZM211 253V252H210ZM245 253V252H244ZM14 254V256H15V253H13ZM17 255H18V253H16ZM40 254V253H39ZM38 254V255H39ZM44 254H45V252H44ZM74 254H76V252L74 253ZM76 254V255H77ZM90 254V255H91ZM95 254V253H94ZM94 254H92L95 258H93V257H91L92 259H94L93 261H95V259H96V255H94ZM115 254H116V252H115ZM119 254V255H120ZM129 254V253H128ZM143 255H144V257H143V259L145 258V255L146 254H144V253H142ZM149 254V253H148ZM147 254V255H148ZM166 254L164 255V256H166ZM195 254V253H194ZM197 254H195L194 255V257L197 255ZM253 254V253H252ZM263 254V253H262ZM2 255V254H1ZM12 255V254H11ZM9 256L10 258H12L13 256ZM17 255H16V258H17ZM20 254H19V256H18V261L20 262L21 261V263H22V261H23V256L24 255H22L21 256ZM30 255H31V252H30ZM41 255H43V254H41ZM46 255V254H45ZM46 255V256H47ZM55 255V254H54ZM64 255V254H63ZM73 254H71L70 256H68V257H66V259H61L62 261L63 260H65V261H61V264H73V262H75L76 261V259H75V261H74V259H73V257H76L75 255L74 256H72ZM89 255V254H88ZM88 255H87V257H88ZM102 255V254H101ZM114 255V254H113ZM151 255V254H150ZM153 255H155V254H153ZM152 255V256H153ZM168 255V254H167ZM176 255V256H175ZM174 256L176 257V261H178L179 259L182 261L184 258H186L187 256L189 257V255H183V254H181L182 256H179V255H177V254H175ZM193 255V254H192ZM200 255V254H199ZM224 255V254H223ZM225 255H227V251L225 252ZM26 256V255H25ZM25 256H24V258H25ZM29 256V255H28ZM31 256H33L32 257V259L31 258H28V259H31V260H29L30 262L32 261H34L33 260V258H34V255H31ZM40 256V255H39ZM50 256H52V255H50ZM86 256V255H85ZM83 257V258H81L80 260H82V259H84V258H87V257ZM97 256H99V255H97ZM107 256H106V258H107ZM115 256H118V255H115ZM121 256H122V254H121ZM137 256H140L139 254L137 255ZM158 256V255H157ZM171 256H173V255H171ZM208 257H209V255H207ZM207 256H205V255H200L199 257H200V261L201 262H203V261H205L206 259H207ZM234 256L235 255H233V259H235L234 258ZM241 256V255H240ZM2 257H4L3 255H2ZM9 257H7V258H9ZM19 257H22L21 258V260H20V258ZM36 257H37V255H36ZM36 257H35V259H36ZM43 257V256H42ZM45 257V256H44ZM48 257H49V255H48ZM47 257V258H48ZM53 257H56L57 258V256H53ZM78 257V256H77ZM76 257V258H77ZM81 257H82V255H81ZM100 258H101V256H99ZM123 257V256H122ZM126 257V259H128V260H130V258L129 257H131L130 255L128 256V258H127V256H125ZM134 257V256H133ZM140 257H142V256H140ZM150 257V256H149ZM159 257H161V255L159 256ZM168 256H166L165 258H167ZM198 257V258H199ZM5 258H6V256H5ZM16 258H14V260H13V262L12 263H14V261H16L17 259ZM27 258V257H26ZM25 258V259H26ZM38 258V257H37ZM46 258V257H45ZM64 258V257H63ZM78 258H80V256L78 257ZM91 258H89V259H91ZM109 258H110V256H109ZM109 258H107V259H109ZM135 258H137L136 257V254H135ZM148 258V257H147ZM147 258H145V259H147ZM164 258V257H163ZM195 258H197V256L195 257ZM194 258V259H195ZM238 258V257H237ZM260 258V257H259ZM264 258V256L262 257V259ZM1 259V258H0ZM4 259V258H3ZM13 259V258H12ZM16 259V260H15ZM51 259V258H50ZM54 259V258H53ZM53 259H51V260H53ZM99 259V258H98ZM110 259H114V258H110ZM116 259V258H115ZM142 259V258H141ZM143 259H142V261H143ZM150 259H153V258H151L150 257ZM187 259V258H186ZM191 259H193V257L191 258ZM257 259H258V257H257ZM2 260V259H1ZM1 260H0V263H1ZM5 260V259H4ZM3 260V261H4ZM41 260V259H40ZM42 260H44V259H42ZM46 260V259H45ZM57 260H59V259H57ZM78 260V259H77ZM85 260H87V259H85ZM84 260V261H85ZM102 260H104V259H102ZM106 260V259H105ZM104 260V261H105ZM119 260H122V262H123V259H119ZM167 259H165V261H166ZM190 260V259H189ZM198 260V261H199ZM236 260V259H235ZM243 260V259H242ZM8 261V262H7ZM7 263H9V261H12L11 259H7ZM18 261H17V264H18ZM38 261H39V259H38ZM47 261V260H46ZM46 261H42V263H44V264H47V263H49V262H47V263H45ZM50 261V260H49ZM79 261V260H78ZM77 261V262H78ZM89 261V260H88ZM135 261H136V259H135ZM150 261H152V260H150ZM172 261V260H171ZM173 261H175V260H173ZM200 261L198 262L199 264H200ZM231 261V263H232V260H230ZM239 261V260H238ZM253 261V260H252ZM5 262V261H4ZM5 262V263H6ZM24 262H28L27 261V259H26V261L24 260ZM24 262H23V264H24ZM39 262H41V261H39ZM52 262V263H51ZM49 264H53V262L54 261H51ZM77 262H75V264L77 263ZM83 262V261H82ZM81 261H80V264L82 263ZM100 262V261H99ZM102 262V261H101ZM113 262V261H112ZM122 262H121V264H122ZM127 262H129V261H127ZM127 262L125 263V264H127ZM130 262H132V261H130ZM128 263V264H131V263ZM137 262H138V259H137ZM140 262V261H139ZM144 263H146L145 261H143ZM142 262V263H143ZM168 262V261H167ZM170 262V261H169ZM179 262V261H178ZM197 261H195V263H196ZM243 262V261H242ZM3 263V262H2ZM4 263V264H5ZM34 263H36V262H34ZM41 263V264H42ZM56 263V262H55ZM54 263V264H55ZM59 262H57V264H58ZM79 263V262H78ZM86 264L87 263V261L86 262H83V264ZM89 263H90V261H89ZM95 263V262H94ZM96 263H98V261H97V259H96ZM95 263V264H96ZM110 263H111V261H110ZM113 263H118V262H113ZM119 263H120V261H119ZM141 263V262H140ZM152 263H153V261H152ZM173 263V262H172ZM192 263V262H191ZM236 263V262H235ZM247 263H249V261L247 262ZM262 263V262H261ZM10 264H11V262H10ZM26 264V263H25ZM27 264H29V263H27ZM37 264V263H36ZM40 264V263H39ZM90 264H93V262H91ZM99 264V263H98ZM100 264H102V263H100ZM103 264H104V262H103ZM108 264V263H107ZM124 264V263H123ZM134 264H136V263H134ZM155 264V263H154ZM167 264H171V262L170 263H167ZM233 264V263H232ZM252 264H255V263H252ZM260 264V263H259ZM263 264H264V262H263Z\"/></svg>",
  "mask_w": 264,
  "mask_h": 264
},
{
  "label": "rangeland",
  "instance_id": "2",
  "mask_svg": "<svg viewBox=\"0 0 264 264\" xmlns=\"http://www.w3.org/2000/svg\"><path fill=\"white\" fill-rule=\"evenodd\" d=\"M29 12V11H28ZM24 14V13H23ZM56 15L53 17V18H51L50 20L52 21H54L56 18ZM43 23V22H42ZM41 22H39L38 24H37V26L35 27V28H29L30 29V32H34V33H40V31H38V30H40L39 28L40 27H42V24ZM39 27V28H38ZM23 29H25V28H23ZM37 32H36V31ZM27 31V30H26ZM86 32V31H85ZM85 32H83L82 31V33L84 34ZM12 34V36H14L15 35V33H13V32H11ZM18 33V32H17ZM87 33V32H86ZM85 33V35H82V36H84V37H86V35H88V33L86 34ZM10 35V34H9ZM10 35V36H11ZM36 35V34H35ZM7 38H8V35H7ZM59 39V32L58 31H54L52 34H51V36H50V40L49 41H47V40H45V39H42V37H37V38H29V39H26V42H25V39H24V41L22 40H20V42H18V47H19V49H18V47H17V45H16V43H15V47L12 49V48H10V51H9V53H7L6 55V58H3V57H1L0 59H1V61H0V69L2 70L5 66H7V65H12L13 63V61H14V63L15 62H17V61H15L14 59H16V58H18L19 56L20 57H22V59L21 60H19L18 62V64L20 65H23L24 63H26V61H24L25 59H27V56L28 55H30V54H28V53H31V52H33V51H36L35 53H39L38 54V56L39 55H44V57H39V58H36V59H33L31 62H30V64L33 66V65H36L37 66V64H38V66H41V67H43L44 65H45V61H47L46 59H48L49 58V56L48 57H46V55H45V52H46V54H47V51H48V48H50V44H55V46H56V43L58 44V39ZM11 39V38H10ZM10 39H8L9 41H10ZM16 39V38H15ZM15 39H12V40H14L15 42L17 41V40H15ZM32 39V40H31ZM8 40L6 41V38H4L3 39V41H5L4 42V44H3V42H2V44L4 45V46H6L7 45V42H8ZM30 40V41H29ZM36 40V41H35ZM39 40V41H38ZM33 41H35V42H33ZM57 41V42H56ZM0 42V43H1ZM11 42V41H10ZM53 42V43H52ZM14 43V42H13ZM22 43H23V45H22ZM24 43H25V45H26V47L24 46ZM49 43V44H48ZM64 43H65V41L63 42V43H61V44H58L59 46H58V50H63V48L65 47L64 46ZM11 44V43H10ZM8 45L7 47H11L12 46V44L11 45ZM22 45V47H20V45ZM27 44H28V46H27ZM30 44V45H29ZM41 44H43V46L41 45ZM67 44V43H66ZM3 45H1L2 47H3ZM63 46V47H62ZM23 47H25L24 49H23ZM29 47V48H28ZM46 47V48H45ZM17 50H16V49ZM21 48H22V50H21ZM57 48V47H56ZM38 51H37V50ZM42 49V50H41ZM13 52H12V51ZM28 50H29V52H28ZM20 51V52H19ZM45 51V52H44ZM19 52V53H18ZM11 53V54H10ZM14 53V54H13ZM18 54V56L16 55V54ZM8 54H10L9 56H8ZM23 54V55H22ZM26 54V55H25ZM31 54H33V53H31ZM15 56V57H13V56ZM53 56V57H52ZM58 56H59V59H58ZM68 56V57H67ZM4 57H5V55H4ZM51 58H49L50 60V62L49 61H47L46 62V64L47 65H45V67L46 66H50V65H52V64H56V66H58V64L60 65V69L58 70V72L56 73V74H58V76L60 77L59 79H57L56 77H58V76H56L55 74V78L57 79H55V78H53L52 79V77H54V76H51V81L53 80V83L52 82H50L49 80V82L48 83H50V87H52V85L54 86V81L56 80L57 82H56V84H58L59 86H60V84H62V83H65V81L67 82V81H69V80H71L72 78H74V76H76L77 77V79H79V77L77 76V75H74L75 74V72L77 73V70L79 69H81V67L79 66L80 65V59H81V55L79 56H77V57H69V55L68 54H63V53H61V52H59V54L58 53H56V54H52L51 56H50ZM61 57V58H60ZM66 57H67V59H66ZM11 58H13V59H11ZM25 58V59H24ZM57 58V59H56ZM64 58V59H63ZM66 59V60H65ZM72 59V60H71ZM2 60H3V62H2ZM6 60V61H5ZM9 60V61H8ZM35 60H37L35 63H34V61ZM42 60V61H41ZM63 60L65 61V62H63ZM68 60V61H67ZM78 60V61H77ZM12 61V62H11ZM21 61V62H20ZM70 61V62H69ZM79 63H77V62ZM5 62H6V65H5ZM23 62V63H22ZM54 62V63H53ZM56 62V63H55ZM58 62V63H57ZM67 62V63H66ZM69 62V63H68ZM8 63V64H7ZM9 63H11V64H9ZM34 63V64H33ZM40 63V64H39ZM41 63H43L42 65H41ZM62 63V64H61ZM70 63H71V65H70ZM16 64L17 63H15L14 65H13V74H15L16 76H18V74L19 75H21L22 73H20V70H18L19 68L18 67H21L22 68V66L20 65H17L16 66ZM64 64V65H63ZM69 64V66L71 67V69L73 68V69H75L76 71L74 72V71H72L71 69H70V67H68L67 65ZM77 64V65H76ZM65 67V65H66V68L68 67V69H65L64 68V70H63V66ZM4 66V67H3ZM15 67L17 68V69H15ZM75 67V68H74ZM78 69H77V68ZM30 68V67H29ZM15 69V70H14ZM31 70H33V68H30ZM30 69H29V71H30ZM17 70V71H16ZM62 70V71H61ZM67 70L69 71V73L72 71V73H73V75H71V76H69V73H67L66 74V72H67ZM28 71V70H27ZM61 73H60V72ZM63 71H65V74H64V72ZM84 71V70H83ZM18 72V73H17ZM63 72V73H62ZM1 74H2V72H0ZM24 74H25V72H23ZM23 74V75H24ZM62 74H64V77L67 79L68 77H69V80L67 79H64L63 77L61 78V76H62ZM3 76H5V77H3ZM25 76V75H24ZM73 76V77H72ZM15 77V76H14ZM26 77V76H25ZM72 77V78H71ZM91 77V78H90ZM0 85H6V84H10L11 83V80L13 79L12 77H10V78H7V80H6V74L4 73V75H1L0 76ZM71 78V79H70ZM85 78L87 79H84V81H86V83L84 82V86L86 85V87L88 86V85H91V84H97V85H99V84H101L102 83V81H104V78L103 77H99V76H97V77H95L94 79H93V76L92 75H86L85 76ZM89 78V79H88ZM55 79V80H54ZM65 81H64V80ZM91 79V80H90ZM5 80V81H4ZM58 80H62V81H64V82H58ZM88 80H89V82H88ZM98 80V81H97ZM95 81V82H94ZM7 82V83H6ZM101 82V83H100ZM6 83V84H5ZM52 84V85H51ZM58 85H57V87H56V85L54 86L55 88H54V90H60L65 84H63V85H61V87H60V89H59V87H58ZM49 86V85H48ZM48 86H47V88H48ZM5 89H6V87L5 86H3ZM3 87H0V94H4V92L6 91ZM43 87V86H42ZM44 87H46V86H44ZM53 88V87H52ZM42 93V96H43V94L45 93V94H50V93H48V91H46V92H44V91H42L41 92ZM55 94H57V95H55ZM60 93H59V91H58V93L57 92H55V93H53V96H51V94L49 95V96H51V97H54V95L56 96V97H64L63 96V94H60V96H58ZM66 94H68V95H70L69 93H65V96H66ZM41 94L39 93V94H37V96L39 97ZM35 96V95H34ZM34 96H32L31 97V100H30V97H26V102H25V97L23 98V97H21L20 99H18V100H16V102H19V103H17L16 104V102H14V100L16 99V98H12V101L13 102H11V99H8V100H10V101H7V100H5V101H7V102H5V103H2L3 105L5 104V106H2V107H0V119L2 120V122H1V120H0V124H1V126H0V137H1V139H0V171L2 172H4V173H1L0 172V204L2 205V206H10V204H12V203H10L9 202V200L8 199H10L11 201H12V199H11V196H12V198H13V200H15V196L16 195H18V196H16V200L18 199V197H20V199H21V201L19 200V202L21 203L22 202V198H24L23 200H24V203L22 202V204H20L18 201L16 202V200L14 201V204L17 206L18 204H19V206H15L14 208L15 209H12V214H11V216H9L10 218L11 217H13V219L15 218V215H13V214H15V213H17V212H21L24 208V210L26 211V209H27V213L25 212L24 214H23V211L21 212V214H16V216H18V217H16V218H19V216H21V220L23 221V219H24V221H26V222H23L24 224H23V226L25 225V226H27L28 225V220L29 219H31V220H33V218L34 219H36V220H38L39 221V219L42 217V214H43V211L42 210H40L41 208L42 209H46V210H49V208L51 209L52 208V204H53V202L54 203H56V204H54V205H60L61 206V204H63L62 205V208H60V206L59 207H56V209L59 211V213L57 212V210L55 211V212H57L56 214H59L60 215V211H61V213H63V212H65L64 210H67L65 213H63V214H61V215H67L68 213V215L69 216H74V217H76L75 215H80V213H81V215H84L85 216V218H84V223L82 222V224L81 225H79V226H77L76 228H78V233L80 234V231H81V234H80V237L79 236H77V235H79V234H77V232L75 231V232H73V233H75L74 235H73V233L71 232L72 230H70V225H69V227L67 226V227H63V231H61L60 233H61V236L62 237H60V236H58V235H55V233L53 234V233H48V231L43 227V230H41L42 228H40V226L42 227V224L39 222L38 224H40V225H37L36 224V220H33L34 222H35V224L37 225H34L33 227H32V224L28 227H25L24 229L25 230H28V231H24V230H21L22 228L21 227H23V226H21L22 225V221H18V228L20 229H18L19 231L17 232V231H15L18 235H14V234H16V233H14L13 234V236H14V238H12L13 240H16V238H18V236L19 235H21V237H20V240L22 241V239H23V241L22 242H27V244H29V239H28V236H29V234H30V236H31V234H32V232L34 233V231H33V229H39L38 231H37V229L35 230L36 232H38L39 234L41 233V239H43V236H44V238H50V240L53 242L52 244H51V242H50V240L48 239V241L47 240H45L44 241V239L43 240H40V237H36V236H34L35 237V239L37 240H35L37 243L36 244H38L39 243V246H37V248L38 249H40V250H38V249H35L36 248V246H34V244H31L32 243V241L34 240V239H31V238H34L33 237V234H32V236H31V238H30V244L29 245H25L26 243H23L22 244V242H18V241H20L19 239L18 240H16V241H14V242H16V243H14V244H16V246H18V247H16L14 244H13V249L12 250H14L15 252H13V253H15V256H14V254L12 253V255L11 256H13L12 258H10L9 256H6V258H5V255H3L4 257H2V255L0 254V258L2 259H0L1 260V263L0 264H4L6 261H7V259H11L12 261H9V263H5V264H10V262H11V264H17V261H18V256H19V254L21 255V253L19 252V251H21V250H19L18 251V249H20L21 247H22V249H23V247H25L22 251L24 252V251H26V254H25V252H24V254L22 253V255H26L25 256V258L27 259V261L28 262H24V260L26 261V259L24 258V256H23V258L22 257H19L20 258V260H21V258L23 259V261H22V263H21V261L19 262L18 261V264H23V262H24V264L26 263H29V264H41L42 263V261L44 262V261H46L45 263H47V262H51V261H54L53 262V264L55 263V264H57V262H59L58 264H61V259H66V257H68V256H70L71 254H73L72 256H80V258H76V257H73V259H74V261H75V259H76V261L75 262H77L78 260V262L76 263V264H80V261L82 262H86L87 261V263L86 264H90L91 262H93V264H95L96 263V259H97V261H98V263L100 264V263H102L103 264V262H104V264H116V263H113L114 261L115 262H118L117 264H121V262H122V260H119V259H123V262H122V264L124 263H126L127 261H132V262H130L131 264H134V263H136V264H146V263H144L143 261H147V260H152L153 261V259H150V257L151 258H153V256H155V255H158V257L161 255V257L163 258V260H165V259H167V258H171V260L173 259L172 257H175L176 255L175 254H177V255H179V256H182L181 254H183V255H189V257L187 256L186 258L187 259H190V260H192L193 262L191 263V264H199L198 262L200 261L199 259H200V255L202 254V255H205V256H207V255H209V257L207 256V259L205 260V261H203V262H201L200 261V264H252V263H255V264H263V262H264V258L262 259V257L264 256V252H262V253H260V254H257V255H255L254 256V258L253 259H251V260H246V258L245 257H242V256H244L245 254H247V253H249V254H251V255H254L255 253H258L260 250L262 251H264V242H262L261 240H264L263 238H264V218H262V217H264V203H263V198H264V193H262V192H260V191H257L256 189H255V187L254 188H251L250 190H249V188H246L245 189V187H244V189H242V190H244V192L243 191H241V186H239L238 188V190H233V189H231L230 191H229V189H222L223 191V193L221 192V194H219V195H222L221 197H222V200L220 201V202H218V203H213V202H209L208 200L207 201H205V200H203V197L206 195V194H209V193H205V192H203V193H201L202 195H203V197H202V195L200 194V193H197V191L198 192H200L199 190H197V188H195V185H194V187H193V185H191L190 186V181H189V183H188V180H190L188 177H192L193 175H189V176H187V175H185V173L186 174H188V172H187V167H191L192 166V164H189L188 165V163L186 162L190 157H187L185 154H183L182 152H183V145L186 143V141L188 142V140L187 139H185V137H186V135L184 136V134H186L185 133V129H184V133H183V131L181 132L180 130H182V129H180V127H179V125H181V124H183V118H180V119H177L174 123H173V125L171 126V134H170V136L172 137V139H171V137H170V142L172 143L171 144V151L169 150L168 152H167V154L165 153V155L167 156V157H163V158H165V160H163V162L164 163H166L165 165H161V166H166L167 164V166H166V168H169V169H167V170H165V169H163L164 167H162L161 168V166H160V168L162 169V170H158V168L155 170H151L150 171V169L149 168H144L145 166H147V165H145L146 164V161H147V159H148V157L150 158V155H153L152 153H155V151L158 149V147H157V145H156V143H155V141L157 140V141H159V134L158 133H156V134H153L152 135V137L150 138V139H147V140H145L144 141V143L142 144V150L140 151V152H138L137 153V155L135 156V157H133L132 158V160L133 161H131L130 163H126V164H124V163H122L123 162V160L121 159H119V160H117L116 162H114L113 164H104L103 166H100V167H97L98 166V160L96 161V160H94V161H92L93 163L94 162H96V163H94V166H96L97 168H98V172H99V175L97 176V178H96V176L95 177H93V176H91V170L94 168V166L93 167H90L91 165L89 164H87L86 166H83V168H80V169H78V165H76V164H73L74 162H75V160H73V159H75L76 157H77V147H78V142L80 141V140H82L83 139V133L82 134H80V135H78V134H75V135H72V137L73 138H71V137H69L68 139H66L65 137H66V135H67V128L70 126V124L68 123L70 120H65L64 121V124L63 125H61V126H59L58 125V123H59V120H60V116H63V115H65L64 113L66 112L65 110L67 109V108H65L66 106H61V109L60 108H55V106L51 103L52 101L49 99L48 100V98H45L47 95H44V98L45 99H47V100H45V102H47V104H45V103H43V101H44V98H37L36 97V99H35V97ZM41 96V97H42ZM34 97V98H33ZM55 98V97H54ZM22 99V100H21ZM35 99V100H34ZM41 99L43 100L42 102H41ZM38 100V101H37ZM24 101V102H23ZM51 101V102H50ZM22 102V103H21ZM49 102L51 103V108H50V104H49ZM11 103V104H10ZM24 103H26V105L28 106H26L27 107V109L26 108H24V106H25V104ZM39 103H40V105H39ZM1 104V105H2ZM23 106H22V105ZM38 104V105H37ZM42 104H44V106L42 105ZM49 104V105H48ZM30 105V106H29ZM32 105V106H31ZM33 105H36V106H34V108H32L33 107ZM48 105V106H47ZM9 106V107H8ZM13 106V107H12ZM14 106L15 107H17V109H15L14 108ZM19 106V107H18ZM43 108V109H45V111H47V112H51V113H44L43 112V109H41V108ZM48 107V108H47ZM53 107H54V109H53ZM64 109H63V108ZM4 108V109H3ZM8 108V109H7ZM14 108V110H12ZM36 108H38V109H40V111H41V113H40V111H38V109H36ZM6 109V110H5ZM11 109V110H10ZM19 109V110H18ZM24 109H25V111H24ZM29 109V110H28ZM32 109H34L35 110V112H34V110H33V112L32 113H29V112H31L32 111ZM48 109V110H47ZM58 109V110H57ZM2 110H3V112H5V114L2 112ZM9 110V111H8ZM53 110H55L54 112H53ZM60 110V111H59ZM9 112V113H11V111H15L14 113L12 112L11 114L12 115H10L9 113V115L7 114V112ZM38 111V112H37ZM58 112H60V113H58ZM21 113V114H20ZM25 113L27 114V115H25ZM53 113H55V115L53 114ZM1 114H2V116H1ZM33 114V115H32ZM35 114H36V116H35ZM45 114V115H44ZM48 115V117H47V115ZM6 115H7V118H6ZM29 115V116H28ZM37 115L39 116V118L37 119ZM41 115L43 116V117H41ZM53 115V116H52ZM5 116V117H4ZM15 116H16V118L18 119V122H17V120H16V118H15ZM24 116H25V118H24ZM44 116H46L45 118H44ZM52 116V119L50 118ZM2 117H4V119L5 120H3V118ZM10 117V118H9ZM12 117V118H11ZM32 119V121L34 122H32L30 119ZM31 117H33V118H31ZM15 118V119H14ZM20 118V119H19ZM22 118V119H21ZM47 118V119H46ZM7 119V120H6ZM44 119H46L45 121H44ZM48 119L50 120V121H48ZM58 119V120H57ZM183 119V120H182ZM9 120V121H8ZM25 120V121H24ZM37 122H36V121ZM181 120V122H179ZM32 123H31V122ZM44 121V122H43ZM57 121V122H56ZM4 122V123H3ZM5 122H6V125H4L5 124ZM12 122V123H11ZM27 122V123H26ZM41 122V123H40ZM56 122V123H55ZM39 123V124H38ZM45 123V124H44ZM55 123V124H54ZM178 123V124H177ZM14 124H16V127H13L12 128V126H15ZM27 124V125H26ZM32 124V125H31ZM43 124V125H42ZM47 124V126L46 127H44L45 125ZM54 125H56V126H54ZM65 125V126H64ZM177 125V126H176ZM19 126V127H18ZM42 126H43V128H42ZM188 127H189V124L187 125ZM6 127V128H5ZM18 127V128H17ZM25 127V128H24ZM32 127V128H31ZM8 128H9V130H8ZM22 128V129H21ZM31 129V132H29L28 130H30ZM36 129V132H37V130H38V133H36L35 132V130L34 129ZM48 128V129H47ZM59 128V129H58ZM174 128V129H173ZM7 129V130H6ZM28 129V130H27ZM39 129H41L40 131H41V133H43V135L42 134H40V132H39ZM53 129H54V131H53ZM64 130V131H63ZM178 130V131H177ZM4 131V133H6V134H4V133H2ZM6 131V132H5ZM34 133H33V132ZM46 131V132H45ZM49 131V132H48ZM59 131H60V133H59ZM180 131V132H179ZM8 132H10V133H8ZM29 132V133H28ZM46 134H45V133ZM56 132L57 133H59V134H57L56 135ZM178 132V133H177ZM2 133V134H1ZM31 133V134H30ZM176 133H177V135H176ZM180 133H181V135H180ZM37 134V135H36ZM173 134H174V136H173ZM28 135V136H27ZM32 135H34V137L32 136ZM38 135H39V137H38ZM6 136V137H5ZM11 136V137H10ZM42 136V137H41ZM79 136V137H78ZM81 136V137H80ZM179 136H180V138H179ZM182 136V137H181ZM19 137V138H18ZM36 137V138H35ZM48 137L50 138V139H48ZM154 137H156L155 139H154ZM3 138V139H2ZM12 138H14V139H12ZM16 138H18V139H16ZM71 138V139H70ZM145 138V137H144ZM176 138L179 140H176ZM181 138H183L182 140L184 141H182L181 140ZM30 139V140H29ZM56 139V140H55ZM146 139V138H145ZM174 139V140H173ZM5 140V141H4ZM36 140V141H35ZM45 140V141H44ZM63 140V141H62ZM131 142H132V140H130ZM173 141V142H172ZM176 142V143H175ZM6 143V144H5ZM73 143H77L76 145L75 144H73ZM153 145H152V144ZM178 143H179V145H178ZM180 143L182 144V145H180ZM10 144V145H9ZM146 144V145H145ZM150 144V145H149ZM155 144V145H154ZM173 144H176V145H173ZM8 145V146H7ZM32 145V146H31ZM71 145V146H70ZM148 145V146H147ZM185 145H187V143L185 144ZM31 146V147H30ZM68 146V147H67ZM144 146H147V147H144ZM153 146V147H152ZM159 146V145H158ZM175 146V147H174ZM5 147H9L8 149L9 150H7V153L5 154ZM16 147V148H15ZM49 148V149H46V148ZM19 148V149H18ZM39 148V149H38ZM143 148H145V149H143ZM154 148H157V149H155L154 150ZM172 148H176V149H172ZM152 149V150H151ZM182 150V151H178V150ZM11 150V151H10ZM17 150V151H16ZM32 150V151H31ZM38 150H44V151H46L47 153H50L49 154V156H45V157H43V159L42 160H39V161H37V160H34V163L33 164H30L29 165V163H28V160L27 159H30L31 157L29 156V155H31V152H34V151H38ZM175 150H177L178 151V155H180V157L179 158H177L178 157V155H177V151H175ZM4 152V153H3ZM13 154H12V153ZM20 152H22L23 153V155H22V157H18V159H17V157H16V160H15V154H17V153H20ZM25 152V153H24ZM81 152H83V151H81ZM147 152H148V154H147ZM172 152V153H171ZM174 152H176V153H174ZM52 153V154H51ZM170 153V154H169ZM4 154H5V156H4ZM174 154V155H173ZM176 154V155H175ZM183 154V155H182ZM11 155V156H10ZM60 155V156H59ZM164 155V156H165ZM171 155V156H170ZM185 155V156H184ZM59 156V157H58ZM147 156V157H146ZM169 156V157H168ZM186 157V158H184V157ZM10 157V158H9ZM70 157V158H69ZM144 157V158H143ZM78 158V157H77ZM139 158L140 159H143V162H145L143 165H142V160H140L141 162H139ZM174 160H173V159ZM26 159V160H25ZM72 159V160H71ZM82 159V158H81ZM81 159H78L77 161H76V163L77 164H79L81 167H82V165L83 164H86V163H84ZM145 159H146V161H145ZM181 160V159H183V160H181V161H179V160ZM18 160V161H17ZM175 160L177 161V162H175ZM5 161V162H4ZM18 163H17V162ZM20 161H25L24 163L22 162H20ZM70 161L72 162V161H74L73 163H70ZM133 162H135V163H133ZM137 162H139V163H137ZM171 162H173V164H174V162H175V164L172 166V163ZM181 162V163H180ZM184 162V163H183ZM18 164V165H16V164ZM40 163H41V165H40ZM183 163V164H182ZM187 163V164H186ZM5 164V165H4ZM14 164V165H13ZM96 164V165H95ZM119 164V165H118ZM133 164V165H132ZM137 164V165H136ZM140 164V165H139ZM179 165V166H175V165ZM182 164V165H181ZM186 164V165H185ZM2 165H3V167H2ZM34 165V166H33ZM36 165V166H35ZM68 167H67V166ZM75 165V166H74ZM113 165V166H112ZM130 165V166H129ZM132 165V166H131ZM169 165L171 166V167H169ZM19 166V167H18ZM116 166V167H115ZM144 166V167H143ZM181 166V167H180ZM187 166V167H186ZM24 167V168H23ZM61 167V168H60ZM62 167H64V168H62ZM87 168V172H84V174L82 175V174H78V175H76V174H74V176H73V169L76 171V170H83L84 168ZM104 167V168H103ZM108 167V168H107ZM128 167V168H127ZM130 167V168H129ZM141 167V168H144L145 170H143V169H141L140 170V172H139V168ZM172 167H173V169H172ZM174 167H175V169H174ZM26 168V169H25ZM45 168V169H44ZM123 168V169H122ZM132 168V170H131V173L129 172L130 170L129 169H131ZM135 168V169H134ZM137 168H138V171H137ZM182 168V169H181ZM5 169V170H4ZM9 169H10V171H9ZM50 169V170H49ZM58 169H60L61 171L59 172V173H57V174H59L58 175V178L56 179L55 177H57V174H53V173H56L57 172V170ZM70 169V170H69ZM111 169V170H110ZM149 169V170H148ZM171 169V170H170ZM181 169V170H180ZM184 169V170H183ZM186 169V170H185ZM12 170V171H11ZM49 170V171H48ZM68 170H69V172H68ZM89 170V171H88ZM128 170V171H127ZM147 170H148V172H147ZM165 170V171H164ZM175 171V172H172V171ZM178 170H180V171H178ZM47 171L48 172H50V173H52V175L50 174V176L48 175H46V173H47ZM56 171V172H55ZM84 171V170H83ZM135 171L137 172V173H135ZM144 171V173L145 172H147V173H149V171L151 172V173H149L150 174V176H149V174L148 175H144L143 177H140V175L141 174H139V173H142ZM153 171V172H152ZM159 171V172H158ZM170 171V172H169ZM184 171H185V173H184ZM63 172H66V173H63ZM88 172H90V173H88ZM115 172V173H114ZM123 172L124 173H130V175L129 176H131L130 177V179H129V176H128V174L126 175V178H123ZM139 172V173H138ZM166 172V173H165ZM169 172V173H168ZM176 172H178L177 174H175ZM204 172L205 173H207L206 172V170H204ZM7 173H8V175H7ZM41 173H43V175H44V180H43V175H41L40 176V174ZM62 173V174H61ZM134 173L136 174V175H134ZM156 175H154V174ZM171 173V174H170ZM63 174L65 175V177H63ZM131 174H133V175H131ZM153 176H152V175ZM159 174H162V175H160V177L158 176ZM165 174V175H164ZM170 174V175H169ZM174 174V175H173ZM182 174H184V175H182ZM3 175V176H2ZM33 175V176H32ZM55 175V177H53ZM62 175V176H61ZM101 175V179L98 181V177ZM117 175H118V177L119 178H121V179H119L118 177H117ZM120 175V176H119ZM124 175V176H125ZM179 175V176H178ZM34 176H36V177H34ZM40 177V180L38 179L39 177ZM91 176V177H90ZM106 176V177H105ZM135 176H137V178H138V180L135 178ZM173 176V177H172ZM175 176V177H174ZM17 177V178H16ZM19 177H21V179H19ZM33 177H34V179L36 178V182H38L37 184H35V186L33 185V188H32V191H31V185H32V183H34L35 182V180L33 179ZM42 177V178H41ZM47 177H48V180H49V178H50V180H54V181H56V184H55V182H54V184H52L51 185V187L55 190H53L52 189V191L50 190L51 188L50 187H48V188H43V186H42V184H44V182L43 181H47L46 179H47ZM53 177V178H52ZM63 177V178H62ZM80 177V179H78ZM111 177H112V180H114L115 179V181H113V182H111L110 184L111 185H109V182H110V180H111ZM117 178V180H116V178ZM147 177V178H146ZM153 177H154V179H153ZM166 177V178H165ZM183 178V179H180V178ZM4 178V179H3ZM31 178L33 179V180H31ZM67 178H69V180L67 181ZM114 178V179H113ZM135 178V179H134ZM143 178V179H142ZM144 178H146V179H144ZM149 178V179H148ZM151 178V179H150ZM158 179V181H156V179ZM165 178V179H164ZM179 178V182H178V179ZM185 178V179H184ZM232 178L234 179L235 178V176H232V177H230V178H228V179H226V180H232ZM38 179V180H37ZM42 179V180H41ZM64 179V180H63ZM70 179L72 180V181H70ZM94 179V180H93ZM106 179H107V181H106ZM125 179H128V180H125ZM132 179V180H131ZM153 179V180H152ZM162 179V180H161ZM170 179V180H169ZM4 180H6L5 182H4ZM19 180H20V182H19ZM27 180V181H26ZM78 180H80V185L79 184H77L78 183ZM102 180H104V181H102ZM109 180V181H108ZM119 180H120V182H119ZM121 180H124V181H121ZM135 180V181H134ZM140 180H142V181H140ZM168 180V181H167ZM174 180V181H173ZM34 181V182H33ZM67 183H66V182ZM84 181V182H83ZM126 181L128 182V183H126ZM137 181V182H136ZM147 181V182H146ZM149 181H150V183H149ZM152 181V182H151ZM155 181V182H154ZM159 181H161L160 183H159ZM164 181H166V182H164ZM171 181H173V182H171ZM183 181V182H182ZM15 182V183H14ZM28 182V183H27ZM43 182V183H42ZM65 183V184H67V186H65V184H63V183ZM115 182V183H114ZM117 182H119L120 184V187H119V185H117L118 183ZM132 182H134L135 184H134V186H133V183ZM164 182V183H163ZM182 182V184H180ZM19 183V184H18ZM23 183H25V185L23 184ZM31 183V184H30ZM58 183H59V186L60 187H58ZM74 183V184H77V185H72V184ZM94 183H95V185H94ZM104 183V184H103ZM108 183V184H107ZM123 183V184H122ZM125 183V184H124ZM130 183H132V186H131V184ZM137 183H139L138 185H137ZM144 183V184H143ZM145 183H146V185H147V187H145L146 185H145ZM157 183H158V185H157ZM171 183V184H170ZM185 183V184H184ZM4 184V187L2 186ZM9 184V185H8ZM23 184V185H22ZM27 184V185H26ZM28 184H30V186L28 187ZM40 184V185H39ZM88 184V185H87ZM119 187V188H117V186ZM123 186H122V185ZM152 184V185H151ZM153 184L155 185V186H153ZM176 184V185H175ZM187 184V185H186ZM38 185V187L40 186V189L42 190V192L39 190V188L38 187H36ZM85 185V186H84ZM97 185H98V188H97ZM106 187H105V186ZM115 185V186H114ZM130 185V187H128ZM141 185L144 187L143 189H141L142 187H141ZM145 185V186H144ZM150 185V186H149ZM156 185L157 186H159L160 187V185H161V187H164V188H160L161 190L159 191L158 189V187L157 188H155L156 187ZM162 185H164V186H162ZM168 187H167V186ZM175 185V186H174ZM189 185V186H188ZM13 186V187H12ZM20 186V187H19ZM23 186V187H22ZM25 186H27V188L25 187ZM55 186H57V187H55ZM64 186V187H63ZM75 186V187H74ZM88 186H90V187H88ZM94 186H96V187H94ZM99 186H102V188H99ZM103 186L105 187V188H103ZM109 186H110V188H109ZM125 186H127V187H125ZM149 186V187H148ZM177 186V187H176ZM185 186V187H184ZM188 186V187H187ZM225 186V185H224ZM7 187V188H6ZM8 187H10V188H8ZM12 187V188H11ZM23 189H22V188ZM37 189V191H36V189ZM42 187V188H41ZM55 187V188H54ZM66 187V188H65ZM68 187V188H67ZM72 187H74L73 189H71ZM79 187V188H78ZM82 187V188H81ZM113 187V188H112ZM140 187V188H139ZM166 187V188H165ZM171 187V188H170ZM174 187V188H173ZM188 189H187V188ZM210 185H209V189H210ZM225 187H227V186H225ZM4 188H5V190H4ZM20 188V189H19ZM29 188V189H28ZM57 188H58V190H57ZM65 188V190H67L68 192H71V193H68L67 191H64L63 189ZM78 188V189H77ZM81 188V189H80ZM84 188H86L85 190H84ZM97 188V189H96ZM132 188H134V189H132ZM136 188V189H135ZM139 188V189H138ZM154 188V189H153ZM169 188V189H168ZM176 188V189H175ZM190 188V189H189ZM10 189H12V191H14V192H10ZM16 189H17V191H16ZM19 189V190H18ZM43 189H44V193H46L45 195H41V194H44L43 193ZM47 189V190H46ZM62 189V190H61ZM68 189H70V190H68ZM90 189H93V191L92 190H90ZM96 189V190H95ZM106 189V190H105ZM109 189V190H108ZM118 189V190H117ZM138 189V190H137ZM145 189V190H144ZM148 189H150V191L148 190ZM153 189V195H151L152 194V192H151V190ZM166 189V190H165ZM182 189V191L183 190H185V191H183V192H181L180 190ZM195 189V190H194ZM2 190V191H1ZM26 190V191H25ZM29 190V191H28ZM34 190V191H33ZM49 190H50V192H49ZM60 190H61V193H60ZM79 190V191H78ZM84 190V191H83ZM104 190V191H103ZM110 190H112V191H114V190H117L116 191V194H114L115 193V191H114V193L113 192H110ZM131 190H133V191H131ZM156 190V191H155ZM158 190V191H157ZM168 190H169V192H168ZM172 190H173V192H172ZM174 190H176V191H174ZM179 190V191H178ZM186 190H187V192H186ZM191 190V191H190ZM221 190V189H220ZM254 190H255V192H254ZM20 191V192H19ZM27 191H28V193L30 194H25V193H27ZM36 191V193L34 194V192ZM45 191H47V192H49L48 194H47V192H45ZM56 191L57 192H59V193H56ZM63 191V192H62ZM75 191V192H74ZM83 191V192H82ZM86 191H88V192H86ZM90 191H91V193H90ZM119 191V192H118ZM137 191H141V192H137ZM144 191H149V192H144ZM164 191H165V193L167 194V196H166V194H164ZM195 191H196V193H195ZM19 192V193H18ZM25 194V195H23V193ZM52 192V193H51ZM56 194H58L57 195V197H55V193ZM94 192V193H93ZM107 193V194H105V193ZM158 192V193H157ZM178 192V193H177ZM230 192V193H229ZM257 192V193H256ZM54 193V195H52ZM65 193L66 195L68 194L69 195V197H67L65 194H64V196L65 197H63V201H64V203H62L63 201L61 200V201H59V200H57V198H59L58 196H60L61 197V195L63 196V194ZM75 193V194H74ZM78 193V194H77ZM80 193V194H79ZM84 195H83V194ZM112 193V194H111ZM137 193H139V194H141V196H143V197H141L139 194H137ZM144 195H143V194ZM155 193V194H154ZM168 193H169V195L170 196H168ZM187 193V194H186ZM205 193V194H204ZM234 193L236 194V196L234 195ZM238 193V194H237ZM240 193V194H239ZM241 193H242V195H241ZM250 193H252V194H250ZM11 194H13V195H11ZM20 194H22L23 195V197H22V195L21 196H19ZM60 194V195H59ZM88 195V198H87V195ZM92 194V195H91ZM94 194V195H93ZM150 194V195H149ZM174 194L176 195V196H174ZM197 195V196H195V195ZM198 194H200L201 195V198H200V195H198ZM225 194V195H224ZM233 194V195H232ZM248 194V195H247ZM254 194V195H253ZM15 195V196H14ZM32 195H37L38 197L39 196H41L40 198H37V196L34 198ZM48 195H52V196H54V198L52 197V196H50V197H52V198H50ZM74 195V196H73ZM82 195L85 197V198H87V199H85L84 197H82ZM86 195V196H85ZM89 195H91V196H89ZM135 195V196H134ZM146 195V196H145ZM151 196V198H149V196ZM154 195H155V197H154ZM156 195H159L158 197L161 199H159ZM163 195V196H162ZM173 195V196H172ZM230 195H232V196H230ZM245 195V196H244ZM9 196H10V198H9ZM14 196V197H13ZM24 196H26V198L24 197ZM29 196H31V198L29 197ZM43 196V197H42ZM70 196H72V198L70 197ZM76 196L78 197L79 196V199L77 198V199H75L76 198ZM114 196V197H113ZM138 196V197H137ZM139 196H140V198L142 199H140L139 198ZM167 198H166V197ZM186 196V197H185ZM192 198V200H191V198ZM224 196V197H223ZM225 196H226V198H225ZM229 196V197H228ZM246 196H248V197H246ZM22 197V198H21ZM47 197H49V198H47ZM132 197V198H131ZM137 198V200H135V198ZM154 199H153V198ZM220 197V198H221ZM230 198V199H228V198ZM244 197V198H243ZM256 197V198H255ZM44 199V200H48V199H50V200H48L49 202L47 203V201L45 202V201H43V203L41 202V200L42 199ZM47 198V199H46ZM66 198V199H65ZM70 198H71V200H70ZM81 198V199H80ZM144 198H148L147 200H145ZM165 198H166V200H165ZM179 198H181V200L179 199ZM231 198H233V199H231ZM234 198H239L238 200L239 201H234L235 199ZM249 198V199H248ZM28 200L29 201V203L27 204V205H29V207L27 208V206H25L26 204V200ZM32 200L33 201V199H35L36 201L38 200L39 201V199H41L40 200V202H39V204L41 205V207H40V205L35 201V203H31V201L30 200ZM53 199H55L56 201H54ZM65 199V200H64ZM69 200V202H67L68 200ZM128 199V200H127ZM129 199H132V200H129ZM139 199V200H138ZM157 199H159V201L157 200ZM169 199V200H168ZM175 199V200H174ZM179 199V200H178ZM183 199H185V201H186V203L187 204H189V205H186V203H185V201L183 200ZM188 199V200H187ZM197 199L199 200V199H201V200H203L204 202L202 203V202H200V201H197ZM224 199V200H223ZM240 199H242V200H240ZM246 199H247V201H246ZM72 200H74L75 202H77V201H79L81 204H78L77 203V205H76V203L74 202V201H72ZM141 200V201H140ZM149 200V201H148ZM151 200V201H150ZM157 200V201H156ZM164 200V201H163ZM168 200V201H167ZM182 200H183V202H182ZM226 200V201H225ZM229 200V201H228ZM231 200V201H230ZM261 200H262V202H261ZM50 201H52V202H50ZM59 201V202H58ZM65 201H66V203H65ZM127 201V202H126ZM135 201H137V202H135ZM145 201H147L148 203H146L145 204ZM161 201V202H160ZM171 202V203H167V202ZM173 201V202H172ZM228 201V202H227ZM241 201V202H240ZM243 201H245V203L243 202ZM259 201V202H258ZM70 202H71V204H70ZM83 202V203H82ZM129 202V203H128ZM135 202V204H132V203H134ZM144 204H143V203ZM156 202V204H153V203H155ZM191 202V203H190ZM199 202V203H198ZM225 202V203H224ZM232 204H231V203ZM57 203H59V204H57ZM67 203H69L72 207H69L70 205H68ZM75 203V204H74ZM130 204L129 206L128 205H125V204ZM139 203V204H138ZM160 203H163V204H160ZM166 203H167V205H166ZM193 203V204H192ZM200 203H202L203 204V206H202V204H200ZM229 203V204H228ZM237 205H236V204ZM258 205H257V204ZM262 203V204H261ZM34 205V206H36V204H37V206L35 207L36 209H34V206H32V208H31V206L30 205ZM66 204L68 205V206H66ZM100 204H101V206H100ZM140 204H141V206L143 205H146L148 208H146V206H140ZM171 204V205H170ZM172 204H173V206H172ZM179 204V205H178ZM195 204V206H192V205H194ZM209 204H212L213 205V207H212V205H209ZM214 204H216L215 205V207L217 208L216 210H215V207H214ZM225 204V205H224ZM241 204V205H240ZM245 204H247V205H245ZM251 204V205H250ZM20 205H22L23 207H21ZM44 205V206H43ZM78 205L80 206V207H83V208H79L78 207ZM82 205V206H81ZM105 207H104V206ZM123 205V207L124 208H126V206H128V208H129V210H127V209H125V210H123V207H121ZM134 205V206H133ZM154 205V206H153ZM158 205H159V207H158ZM165 205H166V207H165ZM186 205V206H185ZM199 205V206H198ZM208 206V207H205V206ZM221 205V206H220ZM232 205V206H231ZM255 205H256V207H255ZM263 205V206H262ZM49 206H51V207H48ZM63 206H66V207H63ZM77 206L78 208H75V207ZM100 206V207H99ZM132 206V207H131ZM136 206V207H135ZM139 206V209H137V207ZM156 206V207H155ZM163 206V207H162ZM169 206V207H168ZM180 206V207H179ZM181 206H182V209H181ZM191 208H190V207ZM224 206V207H223ZM230 206V207H229ZM234 206V207H233ZM236 206H237V208H236ZM245 206V207H244ZM18 207H20V208H23V209H18ZM45 207V208H44ZM68 207V208H67ZM100 208V212H101V217H99L100 215H99V208ZM102 207V208H101ZM119 207L122 209V211H120V209H119ZM135 207V208H134ZM149 207H151V208H149ZM165 207V208H164ZM173 207H175L174 208V210L172 209ZM185 207V208H184ZM197 207H199V208H197ZM39 208V209H38ZM48 208V209H47ZM65 208H67V209H65ZM103 208H104V211H103ZM142 208L144 209V208H146V209H148L147 211H146V209H144V210H142ZM159 208V209H158ZM170 208V209H169ZM188 208H190V209H192V212H190L191 210L190 209H188ZM199 209L200 210V208H201V210L200 211H198L197 209ZM202 208H203V210H202ZM208 208V209H207ZM219 208V209H218ZM228 209V211H227V209ZM229 208H230V210H232V211H230L229 210ZM235 208V210H233ZM244 208V210H242ZM246 208V209H245ZM16 209H18V211L16 210ZM30 209H32V210H30ZM40 210V211H42V213L40 212V214L41 215H37V213L36 212H38V214H39V211H36V210ZM69 209V210H68ZM71 209V210H70ZM74 209V210H73ZM80 209V210H79ZM81 209H85L86 211H85V213H83V211H81ZM93 209H96L95 211L97 212V214L99 215V216H97V214H96V212L95 211H93ZM98 209V210H97ZM102 209V210H101ZM117 209V211H118V213H116L117 211H115ZM156 209V210H155ZM157 209H158V212H157ZM176 209H178V211H176ZM181 209V211H179ZM183 209H185V211L183 210ZM239 210L238 211V213H237V210ZM251 209V210H250ZM14 210V211H13ZM21 210V211H20ZM33 211V216H34V214L39 218V219H37V217L35 218V216L34 217H32V218H30L32 215H31V213L32 212H30V211ZM34 210L36 211L35 213H34ZM45 210V211H46ZM76 210H77V212H76ZM87 210H88V214H89V212L91 211L92 213H90V214H92L93 215V217H92V215H88L87 214ZM154 210V211H153ZM159 210H160V212H159ZM172 210V211H171ZM193 210H197L196 211V213H195V211L193 212ZM205 210H207V215H206V211ZM210 210H212V211H210ZM218 210V211H217ZM241 210L243 211V213H245V216H243V213L241 212ZM246 210V211H245ZM254 210V211H253ZM28 211H29V216H28ZM70 211H72V212H70ZM75 211V212H74ZM78 211H79V213H78ZM81 211V212H80ZM103 211V212H102ZM115 211V212H114ZM124 211H128V212H124ZM136 211H142L141 213H145L144 215L143 214H141L140 212H139V215H141L140 216V218H138L139 217V215H138V212L137 213H135ZM152 211H153V213H152ZM163 211H164V213H163ZM171 211V212H170ZM187 211V212H186ZM214 211H215V213H214ZM220 211V212H219ZM250 211H251V213H250ZM99 212V213H98ZM122 212H124L125 214H127L126 216H124V218L125 217H127L128 218V220H127V218H125L126 219V223H125V221H124V218H123V215H125L124 213H122ZM155 212V213H154ZM189 212V213H188ZM205 212V213H204ZM208 212H209V214H208ZM226 212V213H225ZM228 212V213H227ZM234 212V213H233ZM73 213V214H72ZM83 213V214H82ZM94 213V214H93ZM123 214L122 215V217L120 218L121 219V221H120V219H119V217H120V214ZM148 213V214H147ZM149 213H150V217L151 218H149ZM156 213H158V214H156ZM167 213H168V215H167ZM174 213V214H173ZM176 213V214H175ZM180 213V214H179ZM190 213H191V216L193 215V216H195L194 217V219L192 220V218H193V216L192 217H190ZM203 213V214H202ZM232 213V214H231ZM247 213V214H246ZM22 214L24 215V216H26V217H24V216H22ZM26 214V215H25ZM75 214V215H74ZM96 214V215H95ZM134 214H136V216L134 215ZM151 214H153V215H151ZM166 216V218H164L163 216ZM171 214H173V215H171ZM185 214V216H183ZM187 214H188V216H187ZM199 214V215H198ZM223 214V215H222ZM224 214H225V216H224ZM228 214V215H227ZM239 214H242V215H239ZM2 214L0 213V216H1ZM112 215H113V217H112ZM118 215V216H117ZM132 215V216H131ZM155 215V217H154V219H153V216ZM171 215V216H170ZM176 215V216H175ZM210 217H209V216ZM231 215V216H230ZM262 215V216H261ZM3 216V215H2ZM1 216V217H2ZM95 216H96V218H98V219H95ZM148 216V217H147ZM160 216V217H159ZM173 216V217H172ZM181 216V217H180ZM200 216V217H199ZM203 218H202V217ZM205 216V217H204ZM218 216V217H217ZM226 216H229V217H226ZM234 216H236V217H234ZM241 216H243V218L241 217ZM261 216V218H259L258 219V217H260ZM87 217V218H86ZM90 217V218H89ZM111 217V218H110ZM116 219H119V221L121 222V223H119L117 220H115V218ZM129 217H130V219H129ZM132 217H133V219L135 218H138V219H134V221H132L133 219H132ZM144 217V218H143ZM145 217H146V219H148V220H146L145 219ZM158 217V218H157ZM167 217H169V219L171 220L172 218V220L170 221ZM175 217V218H174ZM176 217H179V218H176ZM186 217H189V219L188 218H186ZM227 218V219H225V218ZM239 217H241V218H239ZM27 218V219H26ZM29 218V219H28ZM89 218V219H88ZM159 218H160V220H159ZM185 218H186V220H185ZM200 219V218H202V219H205V221H207V223L209 222V224L210 225H212V227H210L209 226V224H207L204 220V222L202 221V220H197V219ZM207 218H209V219H207ZM217 218V219H216ZM219 218H223V219H225V220H220ZM228 218H231V220L230 219H228ZM233 218V219H232ZM236 218V219H235ZM240 219V223H238L237 221ZM26 219V220H25ZM93 219V221L91 222V221H89V220H92ZM110 219V220H109ZM112 219H114V220H112ZM142 219V221L140 222V220ZM144 219H145V221H144ZM156 219H158V221L156 220ZM164 219H167V220H164ZM176 219V220H175ZM191 219V220H190ZM235 219V220H234ZM263 219V220H262ZM1 220V219H0ZM88 220V222H86ZM94 220H96V221H94ZM112 220V221H111ZM123 220V221H122ZM131 220V221H130ZM155 222H154V221ZM161 220H164V221H166V222H163V221H161ZM184 220V221H183ZM195 220H197L196 222H195ZM209 220V221H208ZM237 220V221H236ZM262 220V221H261ZM33 221H32V223H33ZM127 221H128V223H127ZM153 222V224H152V222ZM169 221V222H168ZM178 222V226H177V222ZM188 221H189V223H192V224H189L188 223ZM202 222V224H201V222ZM211 221V222H210ZM227 223V222H229V223H227V224H229L230 225V227L225 223V222ZM232 221V222H231ZM234 221H235V223H234ZM259 221H260V223H259ZM1 222V221H0ZM94 222V223H93ZM112 222H114V223H112ZM129 222H131V223H129ZM134 222V223H133ZM136 222V223H135ZM138 222H140V223H142L143 222V224H144V226H143V224L141 225L140 223H138ZM148 222V223H147ZM157 222V223H156ZM159 222V223H158ZM161 222H162V226H163V228L164 229H166V230H164L163 228H160L161 226H158V225H161ZM170 222H172L171 223V226H173V227H171L170 225H168ZM174 222H175V225H173L174 224ZM180 222V223H179ZM194 222V223H193ZM216 222V223H215ZM222 222H223V224H225V225H227V227H228V229H227V227L226 226H223L222 225ZM237 222V223H236ZM3 225H4V223L6 224L7 223V221H5V220H3ZM19 223H20V226H19ZM26 223V224H25ZM86 223V225H84ZM88 223V224H87ZM112 223V224H111ZM117 224V227H122V229L120 228V230H124L125 228H127L126 229V231H127V233H124L125 232V230L122 232V231H120L119 230V228H116L115 227V225L114 224ZM126 226H124L123 224ZM139 225H138V224ZM165 223V224H164ZM168 223V224H167ZM183 223V224H182ZM185 223V224H184ZM198 223H200V224H198ZM204 223V224H203ZM213 223V224H212ZM230 223H232V224H230ZM234 223V224H233ZM256 223V224H255ZM261 223H262V225H261ZM8 224V223H7ZM6 224V225H7ZM29 224H30V221H29ZM34 224V223H33ZM108 224V226H106ZM119 224V225H118ZM120 224H122V225H120ZM131 224V225H130ZM137 224V225H136ZM148 224V225H147ZM152 224V225H151ZM158 226V227H156V225ZM189 224V225H188ZM194 224V225H193ZM197 224V225H196ZM214 224H216V225H214ZM258 224H259V228H257L258 227ZM83 225V226H82ZM109 225H114V226H109ZM129 225L131 226V227H133V229L131 228V227H129ZM132 225H134V226H132ZM150 225V226H149ZM155 227H154V226ZM165 225V226H164ZM182 225H186V227H184L183 226V228H182ZM217 225H219V226H217ZM222 225V226H221ZM256 225V226H255ZM0 226H2V225H0ZM81 226V227H80ZM105 226H106V228H105ZM139 226V229L137 228ZM176 226V228H174ZM193 226H195L194 228H193ZM196 226H198V228H196ZM203 226V227H202ZM207 226H209V227H207ZM30 227L32 228V230L30 229ZM107 227H109L108 228V231H110V232H107ZM111 227H112V229H111ZM135 227V228H134ZM148 228V229H146V228ZM150 227H152L151 228V230H150ZM191 227V228H190ZM200 227H201V229H200ZM206 227V228H205ZM253 227H255L253 230H252V228ZM260 227H262V228H260ZM28 228V229H27ZM64 228H66V231H69L71 234H69V232H66V233H68V234H66L65 232H64ZM76 228H74V230L76 229ZM83 228V229H82ZM85 228V229H84ZM113 228L114 229H117V231L120 233H122V234H120V236L121 237H118L119 236V233L117 232V231H115V230H113ZM124 228V229H123ZM137 228V229H136ZM141 228H144V229H141ZM153 228H155L154 230H153ZM158 228V229H157ZM171 228V229H170ZM184 228H185V230H184ZM190 228V229H189ZM193 228V229H192ZM257 228V229H256ZM44 229H45V231H47V233H43L44 232ZM81 229V230H80ZM131 229V232H132V230H133V232H132V234H129V230ZM136 229V230H135ZM162 229V230H161ZM174 229H176V230H174ZM180 229V230H179ZM195 229V230H194ZM203 229V230H202ZM31 230V231H30ZM83 230H85L86 231V233H84V231ZM150 232H149V231ZM159 230H161V231H159ZM167 231V232H165V234H163L164 232H162V231ZM169 230V231H168ZM172 232H171V231ZM188 230V231H187ZM189 230H191V231H189ZM193 230V231H192ZM203 232H202V231ZM23 231V232H22ZM42 231V232H41ZM112 231H114V233L112 232ZM134 231H136L135 233H134ZM141 231L144 233V232H146V233H148V234H146V233H141ZM157 233L156 235L158 236V234H159V237L158 238H160V239H158L157 238V236H155V233ZM205 231V232H204ZM213 231V232H212ZM4 231H3V229H2V233H3ZM25 232H27V234H25ZM30 232V233H29ZM35 232V233H36ZM63 232V233H62ZM82 232H83V235H82ZM117 232V234H115ZM130 232V233H131ZM137 232H139V233H137ZM154 234H153V233ZM162 234H161V233ZM176 232V233H175ZM200 232H202V233H204V234H202V233H200ZM211 232V233H210ZM2 233H0L1 235H0V237L2 236ZM23 234V236L24 235H26L27 237H23L22 236V234ZM34 233V235H36ZM37 233V235H39ZM106 233H109V235L111 236V234L110 233H112L113 234V237H114V235H115V237H117L118 238V241H116L117 240V238H113V237H110L109 238V236H108V234H107V236H106ZM124 233V234H123ZM136 233L138 234V235H136ZM151 235H150V234ZM179 233L181 234V235H183V234H185V235H183V236H181V235H179ZM187 233V234H186ZM192 233V234H191ZM194 233H196L198 236H195L194 235ZM199 233V234H198ZM53 235V237L52 238H54L53 240H52V238L50 237V236H48V235ZM58 234V233H57ZM63 234V235H62ZM64 234H65V236H64ZM125 234L127 235V237H128V234H129V237L130 238H127L128 240H131V238L133 239L132 241L133 242H135L134 240H136V239H140V235H142L143 237H141V239H140V241L141 242H143V243H138V242H140L139 240H136V242L135 243H132V241H126L127 239H125V242L123 241V239L122 240H120L121 238H123V235H124V237H125ZM134 234H135V236H134ZM140 234V235H139ZM146 234V235H145ZM175 234L177 235V238L175 239ZM208 234V235H207ZM55 235V236H54ZM66 235H68L69 237H71V235L72 236H75L76 237V239H74L73 237L72 238H69L68 236H66ZM82 235V236H81ZM117 235V236H116ZM148 235H150V237L151 238H149V236ZM152 235H154V236H152ZM172 235V236H171ZM179 235V236H178ZM192 235V236H191ZM200 235V236H199ZM204 235V236H203ZM16 236V237H15ZM29 236V237H30ZM47 236V237H46ZM57 236V237H56ZM104 236H106V238L104 237ZM132 236V237H131ZM162 236H164V237H166V238H168L167 239V241H169L168 243H167V241H166V238H162L161 239V237ZM172 237V239H171V237ZM173 236H174V238H173ZM78 237V238H77ZM135 237H136V239H135ZM139 237V238H138ZM154 237V238H153ZM169 237H170V239H169ZM179 237H182L183 239H187L186 241H184V242H186L187 243V246H186V243H184V242H180L179 243V245L178 244H175V243H177V242H179V241H182V240H180L179 239ZM187 237V238H186ZM196 239V241H195V239ZM235 237H239V238H236V239H234ZM11 238H9L8 240H9V242L7 241V244L8 243H10V242H12L13 243V240L11 239ZM57 238H59V239H57ZM65 239L64 241H63V239ZM67 238H69L68 240L69 241H67L66 239ZM113 238V239H112ZM146 238H148V239H146ZM262 238V239H261ZM25 239H28V240H25ZM58 240V244H57V240ZM71 239V240H70ZM78 239V240H77ZM103 239V240H102ZM112 239V240H111ZM114 239H115V241H116V243H115V241H114ZM144 239H145V241H144ZM151 239H156L155 241H153V240H151ZM158 239V240H157ZM191 239H193V240H191ZM203 239V240H202ZM258 239V240H257ZM11 240V241H10ZM74 240H76V241H74ZM106 240V241H105ZM149 240V241H148ZM175 240H176V242H175ZM188 240L190 241L191 240V242H190V244H189V242H188ZM204 242H202V241ZM35 241L33 242V243H35ZM39 241V242H38ZM71 241H73V242H71ZM110 241V243L112 244H110V243H107L106 244V242H109ZM153 242V244H155V246H156V244L158 245V246H152L153 244H151V242ZM163 242L162 243V245H160L161 243H159V242ZM198 241H200L199 243H198ZM256 241V242H255ZM17 242L19 243L18 245H17ZM41 242H43V243H41ZM45 242H47V244L45 243ZM49 242V243H48ZM56 242V243H55ZM89 242H92L91 244L93 245H87ZM93 242L95 243V245L93 244ZM102 242H105V244L104 243H102ZM121 242H124V244L123 243H120ZM129 243L128 244V246L126 245L125 246V243ZM145 242H147V243H149L148 244V246L146 245V247H147V249H148V252H147V249H146V247L144 246L146 243ZM155 242V243H154ZM158 242V243H157ZM171 242H173L175 245H178V246H176V247H172V245H174L173 243L172 244H170ZM260 242H262V244L260 243ZM113 243H115L114 245H116L117 244V246H114L113 245ZM126 243V244H127ZM167 243V244H166ZM195 244V245H193V244ZM200 243H201V245H200ZM256 243V244H255ZM4 244H6V243H3V244H1L0 245V247L3 245V246H6V245H4ZM20 244H22V246L20 245ZM35 244V245H36ZM44 244H46V246H44ZM49 244H51V245H49ZM57 244V245H56ZM108 244H109V246H112L113 247V249L112 248H110L109 246H108ZM119 244H120V246H119ZM130 244H132V248H131V245ZM135 244V245H134ZM136 244H138V245H136ZM140 244H142V247L140 246ZM150 244H151V246H152V248H151V246H150ZM163 244H165V245H163ZM188 244H189V246H188ZM192 244V245H191ZM200 245L199 247H197V245ZM24 245V246H23ZM30 245H32V247H35V248H32V247H30ZM101 246V248H103V246L104 245H106V247H107V252L105 251V253H111L113 250L116 252V254H115V252L113 251L112 252V257H111V255H109L108 254V256H107V254H105V257H104V254H103V252H104V250H106V247L104 246V249H100L99 248V250H97L98 249V247H100ZM103 245V246H102ZM124 245V246H123ZM129 245H130V247H129ZM166 245H168V246H170V247H168V246H166ZM183 245V246H182ZM185 245V246H184ZM257 245V246H256ZM258 245H260V246H258ZM9 246V248H12L11 246L12 245H7V247ZM19 246H20V248H19ZM27 246H29L28 248L30 249L31 248V250H29V249H26V247ZM44 246V247H43ZM51 246V247H50ZM52 246H54V247H56V248H52ZM58 246V247H57ZM86 246H88L87 248H86ZM95 246V250H96V252L94 251V248H92V247H94ZM98 246V247H97ZM121 246H123V248L124 247H127V248H124L125 250H123V248L121 247ZM133 246H135V248L138 250H136V249H134L133 248ZM138 246V247H137ZM162 246H166V247H162ZM179 246H182V247H185V248H188V249H186V250H188V251H186L185 252V250H183V251H179V249L181 248V247H179ZM192 246V247H191ZM193 246H194V252L192 251V249H193ZM253 246V250H252V247ZM15 247L17 248V251H16V249H15ZM50 247V248H49ZM96 247H97V249H96ZM129 247V248H128ZM155 247V248H154ZM189 247H190V249H189ZM198 249V251H197V249ZM259 247V248H258ZM85 248L87 249V251L85 250ZM114 248H116V249H114ZM118 248V249H117ZM140 248H142V249H144V250H141L140 251ZM153 248H154V250H155V252H154V250H153ZM166 248V249H165ZM172 249V251H171V253H169L170 252V250ZM173 248H176V249H173ZM192 248V249H191ZM227 248V249H226ZM231 248V249H230ZM249 248H250V250H249ZM33 249H35L36 250V253H38V254H36V253H34L35 252V250H33ZM58 251H60V252H58ZM64 249V250H63ZM68 249H69V252H68ZM72 249V250H71ZM90 249V250H89ZM121 249V250H120ZM129 249H131L132 250V253L133 252H135L134 254H132L131 253V250L128 252L127 250ZM134 249V250H133ZM145 249H146V251H145ZM152 249V250H151ZM159 249V250H158ZM163 249H164V251H163ZM167 249H168V252H167V254H166V251H167ZM196 249V250H195ZM225 249V250H224ZM250 251V252H248V250ZM11 250V249H10ZM58 252H56V251ZM65 250H66V253H65ZM76 250V251H75ZM78 250H79V252H84V250H85V252H84V255L83 254H77V253H79L78 252ZM80 250H82V251H80ZM91 251L92 252V254H94V255H96V259H95V261H93L94 259H92L91 257H93V258H95L89 251ZM93 250V251H92ZM101 250V251H100ZM103 250V251H102ZM109 250H111L110 252H108ZM120 250V251H119ZM123 250V251H122ZM191 250V251H190ZM222 250H223V252H222ZM234 252H233V251ZM247 250V251H246ZM256 250H258V251H256ZM31 252V255H34V258H33V262L31 261H29V260H31L32 259V257L33 256H31L30 255V252ZM38 251V252H37ZM45 252V254L47 255V253L46 252H48V253H50L51 252V254H48L49 255V257H48V255L46 256L45 254H44V252ZM52 251H55V253H52ZM63 251V252H62ZM72 251H74V252H72ZM101 252V254L99 253V252ZM119 253H118V252ZM122 251V252H121ZM127 253V255H126V253ZM140 251V252H139ZM150 251V252H149ZM158 251H162V254L160 253V252H158ZM174 251H176V252H174ZM227 251V255H225V252ZM229 251V252H228ZM29 252V253H28ZM34 254H33V253ZM41 252H43V253H41ZM61 252H62V254H61ZM67 252H68V254H67ZM71 252V253H70ZM76 252V254H74ZM89 252V253H88ZM99 253V254H96V253ZM120 252H121V254H122V256H121V254H120ZM124 252V253H123ZM139 252V253H138ZM152 252V253H151ZM179 252V253H178ZM183 252V253H182ZM185 252V253H184ZM193 252V253H192ZM199 252H202V253H199ZM204 252H206V253H204ZM211 252V253H210ZM245 252V253H244ZM16 253H18V255L16 254ZM69 253H70V255H69ZM142 253H144V254H146L145 255V258H147V259H143V257H144V255L142 254ZM149 253V254H148ZM159 253H160V255H159ZM197 254V253H199V254H197L196 256H197V258H195L194 257V255L195 254ZM204 253V254H203ZM253 253V254H252ZM41 254H43V255H41ZM55 254V255H54ZM64 254V255H63ZM89 254V255H88ZM91 254V255H90ZM114 254V255H113ZM120 254V255H119ZM135 254H136V257L137 258H135ZM140 255V256H142V257H140V256H137V255ZM148 254V255H147ZM151 254V255H150ZM153 254H155V255H153ZM166 254V256H168L167 258H165L166 256H164ZM193 254V255H192ZM224 254V255H223ZM16 255H17V258H16ZM21 255V256H22ZM29 255V256H28ZM36 255H37V257H36ZM50 255H52V256H50ZM81 255H82V257H81ZM86 255V256H85ZM87 255H88V257H87ZM97 255H99V256H101V258L99 257V256H97ZM115 255H118V256H115ZM131 256V257H129L130 258V260H128V259H126V257L125 256H127V258H128V256ZM153 255V256H152ZM171 255H173V256H171ZM175 255V256H174ZM233 255H235L234 256V258L236 259H233ZM241 255V256H240ZM43 256V257H42ZM46 258H45V257ZM53 256H57V258L56 257H53ZM87 257V258H84V259H82V260H80L81 258H83V257ZM106 256H107V258H109V256H110V258H114V259H107L106 258ZM134 256V257H133ZM150 256V257H149ZM7 257H9V258H7ZM35 257H36V259H35ZM48 257V258H47ZM64 257V258H63ZM193 257V259H191ZM199 257V258H198ZM238 257V258H237ZM257 257H258V259H257ZM260 257V258H259ZM5 260H4V259ZM14 258H16L15 260L16 261H14V263H12L13 262V260H14ZM28 258H31V259H28ZM53 259V260H51V259ZM89 258H91V259H89ZM99 258V259H98ZM116 258V259H115ZM143 259V261H142V259ZM195 258V259H194ZM38 259H39V261H41V262H39L38 261ZM41 259V260H40ZM42 259H44V260H42ZM46 259V260H45ZM57 259H59V260H57ZM78 259V260H77ZM85 259H87V260H85ZM102 259H106L105 261L104 260H102ZM135 259H136V261H135ZM137 259H138V262H137ZM243 259V260H242ZM5 262H4V261ZM50 260V261H49ZM85 260V261H84ZM90 261V263H89V261ZM170 260V262H171V264H179V262H181V260L179 259L178 261H176L177 259H175V261H171ZM199 260V261H198ZM230 260H232V263H231V261ZM239 260V261H238ZM253 260V261H252ZM63 261H65V260H63ZM62 261V262H63ZM100 261V262H99ZM102 261V262H101ZM110 261H111V263H110ZM113 261V262H112ZM119 261H120V263H119ZM141 263H140V262ZM152 261H150V262H152ZM195 261H197L196 263H195ZM243 261V262H242ZM249 261V263H247ZM3 262V263H2ZM34 262H36V263H34ZM75 262H73V264H75ZM83 262L81 263V264H83ZM95 262V263H94ZM129 262H127V264L129 263ZM143 262V263H142ZM170 262H167V260H166V263L165 264H167V263H170ZM173 262V263H172ZM236 262V263H235ZM262 262V263H261ZM49 263H47V264H49ZM52 263V262H51ZM98 263H96V264H98ZM157 264V262H153L152 264ZM42 264H44V263H42ZM85 264V263H84Z\"/></svg>",
  "mask_w": 264,
  "mask_h": 264
},
{
  "label": "water",
  "instance_id": "3",
  "mask_svg": "<svg viewBox=\"0 0 264 264\" xmlns=\"http://www.w3.org/2000/svg\"><path fill=\"white\" fill-rule=\"evenodd\" d=\"M170 71L172 75L167 76V78L165 76L155 79L153 81L155 86L150 87V84H143L140 85L143 86V90L140 93L136 92V89L130 91V95L125 98L122 104L117 101L118 94L114 93V89L106 88V92L99 100L101 104L99 110L102 113L103 123L98 125L99 129L97 131L99 133L93 134L97 136H104L105 134L104 144L107 145L105 147H107V150H111L117 147L116 145L119 144V141H121L120 144L122 145L136 136L144 138L158 133L159 141L156 142V145H159V147L147 160L146 167L150 170L160 169V165L166 164L163 162V156L171 147L169 140L171 116L167 111L164 115H159L158 113L156 119H154L157 121L156 123L153 121V112L156 110L157 102L159 105L161 101L162 103L169 101V103H175L179 107H186L183 104L184 102L180 101L184 98L175 93L177 90L172 92L173 95L171 91H166L169 84H175L176 88L185 89L188 94L186 99H189L188 101L192 103L193 108L196 109L195 112L199 116L198 119L194 120L192 126L187 127L185 131L188 143L183 147V154L190 157L187 163L192 164L187 169L188 174H186L187 176L193 175L190 177L191 179L189 178L191 185L194 184L200 194L202 191L209 193L203 197V200H208L210 203L220 202L222 200L219 195L222 192L220 189L238 190L239 186L251 189L258 187L260 184L264 186V176L259 175L260 170L255 177L247 178L245 177L248 175L247 173L241 176V170L247 171L249 169V161L253 160L252 156L254 157V154L252 155L251 151L253 147L257 146L256 155H259V157L263 156L259 145L260 134L263 130L261 126H264V94L262 91L258 88H253L254 84H249L245 87L246 89L242 90L241 78L235 80L236 77L231 73L232 71L229 74H225L224 79L220 82L214 80V84L210 83V76L206 77L205 72L202 71L194 74V76H191L193 74L191 71L182 72L175 70L173 74V70L169 68ZM255 71L256 75L261 72L258 68H255ZM209 74L218 76L217 71ZM191 78L194 81L198 80L200 89L193 84V87L190 85L188 80ZM262 78L264 81V76ZM248 79L251 80L252 77L248 75ZM115 83L118 82L109 77L105 87H112ZM134 86L136 88V85ZM114 87L121 86L117 85ZM260 101L263 102V105L261 108H257ZM108 129L109 132L105 133ZM46 149L49 148L47 147ZM84 153L88 152L80 154ZM49 154L44 150L31 152V158L27 159L28 163L29 165L33 164L34 160H42L43 157L49 156ZM22 155L23 153L20 152L15 154V157H21ZM256 161L259 164L264 162L263 157ZM163 169L167 170L168 168L164 166ZM60 171L59 169L56 173ZM147 172L141 173L140 177L148 174ZM232 173L235 178L226 180L231 177ZM50 174V172H47L46 175ZM237 175L241 176V178ZM53 181L48 180L47 177V181L42 186L45 188L51 187ZM225 184L227 187L224 186ZM209 185L211 189L208 188ZM234 199V201H238L239 198ZM199 200L203 203V200ZM14 205L12 203L10 206L4 207L0 204V213H3V215L5 213L12 214V209H15ZM6 227V224L0 226V233ZM236 238L239 237L234 239ZM179 239L182 241L178 243L185 241L182 237H179ZM2 242L0 239V244ZM173 247H176V245H173ZM13 252L7 246L2 245L0 248V254L5 256H10ZM172 258V261L176 259V257ZM170 260L171 258H167L168 262ZM153 262H157V264L166 263L162 257L157 255L153 256ZM191 262L193 261L184 258L179 264H191ZM146 264H152V262L147 260Z\"/></svg>",
  "mask_w": 264,
  "mask_h": 264
}]
</instances>
